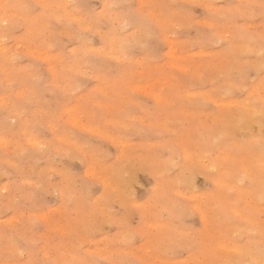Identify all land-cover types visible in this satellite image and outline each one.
<instances>
[{"label":"rangeland","instance_id":"rangeland-1","mask_svg":"<svg viewBox=\"0 0 264 264\" xmlns=\"http://www.w3.org/2000/svg\"><path fill=\"white\" fill-rule=\"evenodd\" d=\"M0 1L2 2V0H0ZM44 1H42L43 4L49 5L47 12H49L50 15L54 16L55 14L58 13L59 15L65 17L66 20H68V18L69 19H75L74 17H78L77 14L80 12H81L80 14H83V15L95 14L97 16H102L105 14V11H106L105 5L108 4L111 7H110V9L107 10V16L104 19L103 24L98 28V30L96 29L97 30L96 34H89L85 38H80L77 35H76V38H74L75 33L73 34V31H71L72 36L68 35V34L66 35L65 34L66 32L71 34V32H69L70 30L66 28L67 25L65 27V24L58 23L55 19L52 20V23L54 26L53 30L52 31H45L44 30L45 24H43L44 22L42 20H41L42 21L41 22L38 18V19L31 21V23H33V24H31L30 28L25 30V28L17 27V28H15L9 32V34H8L9 38H7L6 41L2 40L0 42V45H1L0 49L2 47L4 48V46L6 48V49L4 48V51L0 50V66L2 65L3 68L6 67V68H4L5 71L2 72L0 70V73H1L0 77L2 76L0 78V95L2 93H4L3 96H5V97H3L2 95L0 96V105H4V107H0V113H1L0 114V133H2L0 135V186H1L0 187V222H1L0 223V228H1L0 229V236L2 237V238L0 237V241H1L0 242V244H1L0 245V256L2 257V258L0 257V259H1L0 262H4L5 260H7L8 261L7 264H9V262H11V264H14V263H16V264L22 263L23 264V262H26L29 259H33V258L36 259L37 257H38V259H44L46 256H51L54 259L55 258L63 259L65 257L64 259L71 260L73 258V255H74V253H73L74 245L78 241L77 234H76V228H77V225L80 224L84 220L89 221L90 224L93 226L94 230L91 232L90 236H88L87 238L79 237V242L84 243L86 245L84 254L90 255V256L94 257L95 259L101 261V264H104V261H103L104 257H108L109 259H116V260H120L122 258V259L129 260V261L147 260L148 264H155V263L156 264H167V262H168V264H171L174 262H176L175 264H212L213 262H214V264H229V262H230V264L231 263L232 264H238L240 262V260H241V262L239 264H241L244 260L248 259L249 255H251V253H253L256 250V248L258 247V245L260 243L261 236H260V232H258V231H260L261 228H264V218H262V216H260L262 210H264V209H262L261 203L259 201L258 192L253 191V190H249V189H245V193H246L245 198H247V199L244 198V201L241 204L242 206L240 205L241 207L235 209V212L240 211L239 217H237L235 215V212H231L232 214L228 213V212H225V213H218L217 212L216 213L217 216L214 213L215 217L212 220L211 219V217H212L211 213L213 214V212H215L216 209H211V207L215 205L212 208H216V203L219 202L221 195H223L221 189L218 188L217 187L218 185H215V184H218V182L220 181V180L218 181L217 179H225L226 180V177L211 173L210 172V168H211L210 164L208 165L209 168L205 167L206 161L203 159L202 153L198 152V150L196 152L194 151V150H196V147L194 146L193 141L201 140L200 137L204 140L209 136L218 135L219 134L218 128L221 126V124L223 122H227L229 120H231L233 122V121H236L238 119V114H236L238 110H236V112H235L234 108L238 109V107L241 106V104L244 105L249 98V95H248L249 93L245 94V91H243L241 88V84L244 88H251L252 92L255 94L256 97L259 96L260 80L257 78L258 73L256 71H254V73L252 71L251 73H249V75H245V78L243 77V80H241V84L237 85V84H235V81H233V79H229L227 75L222 74L220 71H218V69L224 65L228 66L230 63L234 66L238 65V67H239V65L241 66V64H243V61L246 62L247 60H248L249 64H253V65L258 64V62L260 60V55H259L260 46L258 43V34H259L258 31H260L261 25H264V17H261V15L259 14L258 11L256 12V14L254 16H239V15H237L234 17H230L229 22L222 26L224 29L231 30L235 33V37H236V43L235 44L237 45L236 49L240 50L241 51V52L239 51L240 53L246 52V54L245 53L243 54V57L245 59L243 58V60H241L240 62L239 61H233L232 58H230V56H226L225 54H222L223 52H222V48L220 45L218 46L217 44H214L215 45L214 46L213 44H207L204 42L203 29H205V27H206L205 17L209 14L210 11H216V10L228 11L230 9H234V7L236 5H242V4L243 5H253V4H255L256 6H258L259 0L257 2H256V0H243V1L242 0H227V1H225V0L224 1L223 0H209V1H206V0H185V1L184 0H182V1L181 0H179V1L178 0H170L171 2L169 0H164V1L163 0H119V1L118 0H59V1L58 0H47V1L44 0ZM55 1H58L59 4ZM142 1H143V3H142ZM158 1H159V3H158ZM200 1H201V3H200ZM39 2H40V0H39ZM39 2H38V0H17V1L16 0H3L2 3H4V4L5 3L6 4L7 3L8 4H17V5H20V4H40V3L42 4V2H40V3ZM177 2L178 3L182 2L183 4L181 3L182 4L181 5V4H178ZM191 2H193L195 5L192 4ZM229 2H231V3H229ZM188 3L192 4V5L189 7ZM209 3H211L213 6H215V4H216V7L215 8L213 6L211 7L210 6L211 4H209ZM220 3H224V4L219 5ZM225 3H227V5ZM60 4H61V6H60ZM152 4H153V6H152ZM203 4H205V7H199L198 6V5H203ZM73 5H78L79 8L77 9V8L73 7ZM102 5H104V7ZM135 5H137V6H135ZM183 5H185L186 7ZM61 7L68 8V9H63V13H65V14H62V11H61L62 8ZM151 7H153V8H151ZM70 8H72V10ZM14 10L13 9L6 10V11H8V13L5 15L6 20H9L10 22L13 20H19L21 18V15H24L20 9L17 10V8H16ZM52 10H53V14H52V12L50 13V11H52ZM257 10H258V7H257ZM16 11H20V12H18L20 15ZM159 11L162 13H160ZM1 12L2 11L0 10V15H1ZM176 12L177 13L180 12L182 14V16H181V14H179L180 15L179 16ZM9 13L10 14L12 13L11 15H13V16L11 17V15H9ZM71 13H72V15H71ZM73 13H75V14H73ZM183 13H184V15H183ZM205 13H207V15ZM66 14H67V17H66ZM162 14H164V15H162ZM175 14L178 16L176 17ZM73 15H75V16H73ZM156 15H158V16L156 17ZM129 16H132L135 18L134 26L121 27L123 19L128 18ZM168 16H170L171 19ZM172 16H173V18H172ZM174 16H175V18H174ZM180 17H181V19H180ZM193 17L195 18L196 21L193 19ZM25 18L29 19L27 17H25ZM159 18H161V19L158 21L157 19H159ZM167 18H169L171 23L168 22L169 20ZM153 19H155V20H153ZM164 19L167 23L163 22ZM36 20H38V21H36ZM203 20H204V22H203ZM245 20H247V23L250 22V24L248 25L247 23H245ZM112 21H116V22L113 23ZM179 21H181L180 22L181 24H179ZM230 21L234 24H232ZM239 21H242L245 25H242V22H239ZM161 22L163 24L160 25ZM182 22L186 26L184 24H182ZM41 23L44 25V27H42L43 25ZM150 23H151V26H150ZM253 23L254 24L256 23V24L254 25ZM188 24H189V26H188ZM152 25H154V26H152ZM172 25L173 26L176 25V26H174L171 29ZM229 25H231V26H229ZM0 27H2V28H0L1 29L0 32L2 31L1 32V35H2L3 31H4V25H3L2 21H0ZM226 27H228L229 29ZM167 28H168V30H170L169 32H168ZM135 29H137V30H135ZM148 29L151 30L152 32L149 33ZM174 29H175V33L173 34ZM177 29H178V31L176 32ZM133 30H135V31H133ZM13 31H14V33H13ZM28 31H29V33H28ZM63 31H65V33ZM159 31L161 34H159ZM19 33H20V35H19ZM176 33H177L178 37L176 36ZM53 34H54V36H52ZM165 34H167L168 36ZM253 34L255 36H253ZM48 35H49V39H48ZM156 35H157V37L160 36V39H158V38L155 39ZM170 35H171V37H170L171 39L169 38ZM57 36H59V37L57 38ZM102 36L106 37V39H102L101 38ZM152 36H154V37H152ZM62 37L64 40H60V39H62ZM65 37H67V40ZM248 37L251 40L247 39ZM38 38L40 39L39 41H37ZM152 38H154V39L150 42V40ZM172 38L173 39L176 38L175 40H177V41L172 40ZM177 38H179V39H177ZM72 39H75L73 41L74 42L76 41L75 42L76 44L72 43ZM111 39H114V46H115L116 51H118L116 53V55L114 53L113 54L109 53V51H108V49H109L108 43H109V41H112ZM48 40L51 41V45H50L51 49H56L58 51L55 50V53H54V50L50 49L49 45L47 44V43H49ZM163 40H164V42H163ZM18 41L21 43L20 45H19ZM45 41H47V42L44 43ZM145 41H146V45L144 46ZM194 41H195V43H194ZM250 41H252V42H250ZM2 42L4 44H2ZM7 42H8V44H7ZM12 42H13V44H12ZM15 42H17L18 44ZM70 42H71V44H70ZM191 42H193V43H191ZM67 43H68V45H67ZM80 43H82L83 46ZM238 43H241V46ZM45 44H47V45H45ZM84 44H85V46H84ZM172 44L174 45V47L176 49V54L178 55V56L177 55L176 56L178 57V59L177 58L174 59L168 55L169 47H170V45L172 46ZM175 44H176V46H175ZM192 44L194 47L193 46L189 47ZM247 44H248V46H246ZM253 44H255V45H253ZM75 45H76V47H75ZM79 45H81L82 47ZM181 45L183 46V49H182ZM209 45H210V47H209ZM236 45H235V47H236ZM26 46L29 48H26ZM38 46H39V49H41L40 51L38 49ZM44 46H46V48L48 46V50ZM199 46H204V47H199ZM213 46H214V48H213ZM249 46L250 47L252 46V47L249 48ZM42 47H44V48H42ZM73 47L75 50H73ZM153 47H154V49H153ZM76 48H77V50H76ZM81 48H83V49H81ZM188 48H190V50H188ZM240 48L242 50L244 49L245 51H242ZM43 49H46L47 52L50 53L51 56H53L55 54L52 57V60H55L56 59L55 57H57V59L59 61L58 62L52 61L51 56L48 59H45V58L43 59V57L41 55H39L40 52H46L45 50L43 51ZM68 49H69V51H68ZM197 49L198 50L202 49L203 51L199 50L200 51L199 52V51H197ZM207 49L208 50L211 49L212 52H211V50L208 51ZM215 49H216V53H215ZM249 49H250V51H249ZM257 49H258V51H257ZM13 50H15L17 52L14 53ZM71 50H73V51L70 52ZM94 50H96L97 52ZM103 50H104V52L102 53ZM137 50H139V51H137ZM191 50H193V51H191ZM195 51L199 54H196ZM247 51L249 54L247 53ZM1 52H3V53L10 52V55H8V53H7L8 59L10 58V56L12 57L13 54H15L17 59L14 62L11 59L8 60L7 56H3L4 54L2 55ZM11 52H12V54H11ZM57 52L60 53V56L58 55ZM107 52L109 53V55H105V54H108ZM178 52H180V53H178ZM208 52H211V53H208ZM73 53H74V56H73ZM191 54L193 57L190 56ZM251 54H253V55H251ZM35 55H36V58H38V59L35 58ZM135 55L137 56V58H135L136 57ZM179 55H181V56H179ZM222 55H224V57ZM58 56L60 57V59ZM150 56L152 57V59H150L151 58ZM154 56L156 59L154 58ZM182 56H186V57H183L186 60L183 59ZM196 56H197V58H194ZM2 57H5V58L2 59ZM113 57H115V59H113ZM166 57L168 58V60ZM220 57H222V58H220ZM247 57H249V58H247ZM77 58H78V61H76ZM153 58H154V60H153ZM187 58H188V60H187ZM228 58L230 60L229 61L230 63L226 62ZM5 59H6V61H5ZM44 60H46V63ZM68 60L71 62H69ZM163 60H164V62H163ZM216 60H218V61H216ZM24 61H26V62H24ZM51 61L53 62V64H52L53 68H55V71L53 70L52 72H51L49 66L47 65L48 62L51 64L52 63ZM61 61H63V62H61ZM222 61H224V63ZM154 62H156V63L159 62V63L156 65V63L153 64ZM220 62H222V63H220ZM248 62H246V64H243V65H247ZM4 63H5V65H4ZM73 63H75V64H73ZM168 63H172V65L168 64ZM185 63L188 66H186ZM209 63H211V64H209ZM42 64H44V65H42ZM66 64H68L69 67H68V65L66 66ZM70 64H71V66H70ZM72 64H73V67H72ZM76 64L80 65L81 67L76 66ZM82 64H83V66L84 65L85 66L83 67ZM173 64L175 66L174 68L171 67V66H173ZM6 65H8V66H6ZM19 65H20V67H19ZM154 65L157 67H155ZM158 65H160L161 68L158 67ZM198 65L200 66L199 68H197ZM74 66H76V67H74ZM141 66L144 68H141ZM179 66L181 67V69H179L180 68ZM18 67H19V70H17ZM25 67H27V68H25ZM70 67H72L73 69H71ZM238 67L235 66L236 69L240 68V67L239 68ZM79 68H81V69H79ZM162 68H163V70H162ZM169 68H171V69L169 70ZM202 68H204V70ZM83 69H84V71H83ZM88 69L91 71H89ZM193 69H195V70H193ZM29 70H33V72L31 71L32 74H31V72H29ZM80 70H81V74L78 73V72H80ZM159 70H162V72H164V73L158 72ZM166 70H167V72H166ZM192 70L196 74L194 72H192ZM86 71L87 72L89 71L88 75H87ZM23 72H24V74H23ZM25 72H27V73H25ZM50 72L52 73V75ZM37 73L42 77V82H34L31 80V75H34ZM220 73H221V75H224V76L219 75ZM41 74H43V75H41ZM178 74H180L181 77ZM206 74H208V75H206ZM184 75L187 77L185 78ZM174 76H175V78H174ZM246 76L251 77V80L247 77L249 79L248 80L246 78ZM144 77H145V79H143ZM84 78L86 79V81ZM210 78H211V80H210ZM5 79H6V81H5ZM9 79H11L12 81H10ZM174 79H176V80H174ZM51 80H53V81L55 80V81L53 82ZM56 80H58L59 83L56 82ZM91 80H93V81H91ZM129 80H130V82L128 83ZM149 80L153 81L154 91L159 92L161 94V96H162L161 100L154 98V96H155L154 93L152 94V92H147L146 90L144 91L143 88L139 87L141 85H144L145 82H147ZM179 80H181V81H179ZM225 80H227V81H225ZM254 80L256 82H258V84ZM15 81L25 82V87L23 88L24 90L17 88L16 84L14 83ZM250 81H251V83H250ZM60 82L62 85L64 83L63 87H61ZM225 82H226V84H225ZM73 83H74V85H73ZM99 83L102 86L98 85ZM132 83H134V84L136 83V84L135 85L133 84L134 85L133 86ZM77 84H79L80 88L77 87ZM232 84H233V86H232ZM80 85H82V86H80ZM130 86H132V88L133 87L134 88L132 89ZM136 86H138V87L135 88ZM201 86H202V88H201ZM76 87H77V90L80 92H78L76 90ZM90 87H93V88H90ZM97 87H101V90ZM194 87H198V88L193 89ZM226 87L227 88L229 87L231 89V91L229 93H228V91L226 93H225V91L224 92L222 91V90H228L229 89V88L227 89ZM73 88H75V89H73ZM104 88H108L107 90H105L106 92L104 91ZM140 88L143 90V93H145V92L146 93L142 94V90ZM13 89H15L14 93L12 91ZM217 89H219V90H217ZM63 90H67V91L69 90L68 91L69 93L66 91H63ZM71 90H73V91H71ZM122 90H123V92H122ZM193 90H195V91H193ZM207 90H208V92H207ZM44 91H46L45 94L47 93L46 96L44 95ZM221 91H222V93H221ZM20 92H21V94L24 93L26 95L31 96L32 100H33V102L31 104L27 105V111L24 112L23 115L18 114V112H14L15 110L16 111H18V110L15 107H13L17 101V97L20 95ZM134 92H136V93H134ZM202 92H203V94H202ZM147 94H148V96H146ZM198 94L199 95L201 94V96H199L200 99L203 98V99H209V100H214V101L216 100V101H215V103H209V104L205 105L201 102L202 100L201 101L198 100L199 99ZM35 95H36V97H35ZM38 95H40L41 97ZM55 95H57V96H55ZM144 95H145V97H144ZM205 95H206V97H205ZM209 95H210V97H209ZM221 95H223V96H221ZM226 95H227V97H226ZM230 95H231L233 100L230 99L231 97H228ZM37 96H38V98H37ZM214 96H215V98H214ZM1 97H2V100L4 99L3 101L1 100ZM42 97L44 99L47 98L48 101H47V99L44 100ZM224 97L226 99H224ZM5 98H6V100H5ZM218 98H220L221 101H219L220 99L218 100ZM235 98H238V99H235ZM239 98H240V100H239ZM245 98L247 100H243ZM222 99L226 100V101L222 102ZM229 99H230V102H229ZM77 100H79V101H77ZM231 100H232L233 104L231 103ZM66 101H68V102H66ZM122 101H124L125 103L124 102L122 103ZM239 101L240 102L242 101V103H240ZM71 102L75 103V104H72ZM113 102H114V104H113ZM99 103H100V105H99ZM111 103L113 106L111 105ZM183 103H185V104H183ZM200 103H202V104L200 105ZM33 105H35V106H33ZM220 105L224 109L223 111H221L222 108L219 107ZM232 105H233V107H232ZM70 106H72L73 108ZM68 107H70V108H68ZM113 107L114 108L116 107V109H114ZM203 107H205V108H203ZM5 108H7V110H5ZM228 108L229 109L233 108L232 110L231 109L229 110L231 113L235 112V113H233L234 115H232V117L230 116L231 113L227 114ZM199 109H201V110H199ZM72 110H73V113L76 111L74 113V117H73ZM202 110H203V112H202ZM60 111H62V112H60ZM64 112H66V113H64ZM130 113L133 116H131ZM135 113H136V115H134ZM7 114H9V115H7ZM112 114H114V115H112ZM213 114H216V115L222 114L224 116L220 117V115H218L217 117L221 118V119L218 118L219 119L218 120V119H215L216 115L214 116ZM81 115L83 117H81ZM205 115H206V117H205ZM208 115L210 117L207 119ZM13 116H14V118H13ZM21 116H23L24 119ZM62 117H64V118H62ZM199 117L201 118V120ZM211 117H214V118L211 119ZM8 118H10V119H8ZM11 118H12V120H11ZM124 118H125V120H124ZM139 118L143 119L142 121H144V122H141V120H139ZM118 119H120V122ZM222 119L225 121L222 122ZM63 120L64 121L66 120V121L64 122ZM188 120H189V123H188ZM216 120L219 121V124ZM13 121H15V122H13ZM50 121L52 124L50 123ZM68 121H69V123H68ZM73 121H76L74 126H73V123H74ZM197 121H198V123H197ZM54 122H55V125L53 126ZM80 122L81 123L84 122V123L81 124ZM183 122H184V124H183ZM251 122H252V120H248V124L246 123V125H245L246 129L244 130V132L243 131H237V134L235 135L236 137H234V140L237 138V140H235L236 142H239L240 140H242L246 136L247 137L250 136L251 135L250 133L255 134V136L257 138L259 137V134L261 132V128L259 126V121L256 120V122L255 121H253L252 123ZM46 123H48V124L46 125ZM49 123H50V125H49ZM65 123H67V126L69 124V127H66ZM88 124H90L89 127L91 129H88L89 128ZM103 124H104V126H103ZM250 124L252 126H249ZM255 124H256V127H255ZM161 125H163V126L168 125V126L162 127ZM213 125L216 126V128ZM49 126H50V128H49ZM76 126H80V127H76ZM92 126H94V127L97 126V127H95L93 129ZM201 126H202V128H199ZM247 126H249V127H247ZM63 127H66V128L63 129ZM74 127L78 128V129H76ZM85 127H87V128L85 129ZM131 127H133V128H131ZM252 127H254V129ZM83 128H84V130H83ZM96 128H98V131ZM8 129H9V131H8ZM209 129H210V131H206ZM214 129H215V131H214ZM249 129H250V131H248ZM34 130L38 133V135L35 137L32 136ZM55 130H56V132H55ZM92 130L94 132L96 130V132L93 133ZM259 130H260V132H259ZM84 131L86 133H84ZM99 131L102 133L104 132V133L100 134ZM131 131H133V132H131ZM194 131H195V133L197 131V134H195ZM106 132H107V135H109L108 133H111V132L112 133L109 136H107ZM127 132H129V133H127ZM211 132H212V135H211ZM215 132H217V133H215ZM49 133L50 134L53 133L54 135L51 134L52 135L51 136ZM88 133H90V134L92 133V134L90 135ZM243 133H244V135H243ZM257 133H259V134H257ZM73 134L74 135L76 134V136H74ZM122 134H124L123 135L124 137L122 136ZM178 134H179V136H178ZM187 134H190V135H187ZM22 135H24V136H22ZM102 135H105V136H102ZM127 135L130 137H128ZM184 135H186V136L183 137ZM199 135H201V136H199ZM55 136L59 137L60 139L58 138L59 139L58 140L57 138H55ZM68 136H71V138H68ZM112 136H115V137H112ZM116 136L120 137V138L117 139ZM125 136H126V138H125ZM193 136H194V139H193ZM106 137H108V138H106ZM188 137L190 140L188 139ZM238 137H241V138H238ZM63 138H65V139L63 140ZM74 138L76 140L78 139V141L81 138V140L79 142L78 141L75 142ZM123 138H125V139H123ZM151 138L152 139L154 138V139L152 140ZM4 139H5V143H4ZM30 139L38 141L39 143H43L46 146L45 150L43 152L33 151V152L25 153L23 156L18 155L20 148L29 146L28 143H29ZM70 139H72L71 143H70ZM113 139L116 141H114ZM149 139L152 142H150ZM85 140H87V141H85ZM62 141H65V142H62ZM110 141L116 142V143H114L116 146L115 145L113 146V142L110 143ZM49 143L52 145V147ZM52 143H54V144H52ZM55 143H60L61 146H63V147L65 146V148H62L60 146V144L57 145ZM66 143H67V145H66ZM95 143H97V144H95ZM117 143H119V145ZM73 144H74V146H73ZM84 144H86V145H84ZM129 144H131V145H129ZM188 144H191V146ZM82 145H84V146H82ZM99 145L101 148H99ZM59 146H60V148H59ZM128 146H130V147H128ZM189 146L191 147V150H189L190 149ZM77 147H80L79 151L77 150L78 149ZM84 147H87V148L85 149ZM185 147H186V150L191 152L190 153L191 157L193 156L194 158L190 159V158L186 157L185 152L183 153V151H186ZM70 148L75 149L76 155H74V150H72L73 153L71 152ZM128 148H130L131 150H129ZM101 149H104V150H101ZM105 149H106V151H105ZM117 149H119V150H117ZM125 149L127 151L124 152L123 150H125ZM182 149H183V151H182ZM52 150H54L57 153V155L59 157L60 156L61 157L59 158L58 156H53ZM67 150H68V153L71 152V154H67ZM224 150H225V148L224 149L220 148L219 149L220 153L219 152L218 153L221 154L224 152ZM5 151H7V152H5ZM60 151L61 152L65 151L66 153L62 152V154H61ZM86 151L88 152V156H86L87 155ZM128 151L131 152V153L129 152L131 155L128 153ZM136 151H137V153H136ZM147 151H148V153H147ZM47 152H49V153H47ZM102 152H104V153H102ZM116 152H119V153H116ZM121 152H123V154L125 153L126 155L123 156V154H121ZM138 152H140V153L138 154ZM145 152L147 153V155L145 154ZM151 152L154 154H152ZM159 152L161 153L160 155H159ZM50 153H51V155H50ZM56 153H53V154L56 155ZM77 154H78V156H77ZM127 154L129 156H127ZM134 154H136L138 156H136ZM148 154H149V156H148ZM62 155L64 156V158ZM66 155L70 156L69 159L71 161L68 159V156H66ZM46 156H48V157H46ZM76 156L79 158H77ZM197 156L198 157L201 156L200 159L196 158ZM36 157H37V159H36ZM51 157L54 158L52 162H51V159H52ZM72 157H74V158H72ZM108 157H110V158H108ZM129 157H131V158L129 159ZM175 157H177V158H175ZM47 158H49V159L46 160ZM75 158H77V159H75ZM96 158H98V159H96ZM103 158H106V159H103ZM111 158L112 159L114 158V159L112 160ZM124 158H125V162H123ZM31 159H34V161ZM78 159H80L79 160L80 162L82 160V163H80L82 166L80 164H78L79 161H76ZM86 159H88V160H86ZM101 159L104 160L105 163H104V161L102 162ZM110 159H111V161H110ZM119 159H122L123 161L122 160L118 161ZM143 159H144V161H143ZM192 159H193V161H192ZM197 159H199L202 163L199 162V160H197ZM60 160L63 161V163ZM89 160H91V161H89ZM130 160H131V162H129ZM17 161H20V166L22 168L26 169V174H27V176L29 175L28 178L30 179L29 184L35 185L36 183H39L41 185V188L35 190L36 191V197H35V200L33 202H28V201H25L24 199L21 198L18 205H13L12 197H15L17 195L16 189L19 187V185L24 186V187L28 186V185H24L23 179L22 178L20 179V175L16 172V169L10 167L11 164L16 163ZM37 161L39 162V164ZM107 161H108V163H111V164H109V165L106 164ZM184 161H185V164H184ZM197 161H198V164H200L199 166L197 164ZM28 162H29V164H28ZM35 162H36V164H35ZM65 162L67 164H65ZM88 162H90V163H88ZM96 162H98V163H96ZM117 162H119V163H117ZM140 162H143V163L141 164ZM30 163H32V164H30ZM54 163H56V164H54ZM83 163L85 166L83 165ZM112 163H113V165H112ZM114 163L119 164L120 166L119 165L115 166ZM129 163H131V164H129ZM138 163L141 165H139ZM153 163L155 164V166L153 165ZM170 163H171V165H170ZM75 164H78L77 167ZM101 164H102L101 169L104 168L103 171L99 168V166H101ZM122 164L124 166L125 165L126 166L124 167ZM168 164L171 167H168L169 166ZM188 164L193 166V167L188 166ZM55 165L57 167H55ZM134 165H135V167H134ZM145 165H146V167H148L147 168L148 170L145 168ZM150 166H153L154 168L153 167L151 168ZM159 166H160L161 170L159 169ZM180 166L181 167L184 166L183 169L184 168L185 169L183 170L182 168H180ZM196 166L199 169H197ZM90 167H92V168H90ZM118 167L119 168L121 167L120 171H118L119 170ZM68 168H70V169H68ZM71 168L73 170V173H71ZM94 168H97V169L93 170ZM150 168L152 171L150 170ZM42 169H43V172L41 173ZM64 169H66V171ZM108 169H111L112 171L114 169V172L110 171L111 173H113L111 175V176H113V178L110 176V172L108 171ZM126 169H128V172H130L132 170L131 173L127 174V172H125ZM145 169H146V171H145ZM47 170H50L49 171L50 173H48ZM56 170H57V172H56ZM59 170H60V172H59ZM82 170L84 172H82ZM97 170H98V172L102 173V175L98 174V172H96ZM180 170H182V171L180 172V174L177 175V172L179 173ZM5 171H7L8 174L5 175ZM107 171L109 174L106 173ZM121 171H122V174L118 173ZM140 171H141V173H139ZM153 171H154L156 176L154 175ZM156 171L159 173L157 174ZM36 172H37V174H36ZM58 172L60 173V176L58 175ZM65 172L67 174L63 175L62 173H65ZM68 172L72 176L68 175L69 174ZM86 172H87V174H85ZM136 172H137V174H135ZM10 173L12 176L10 175ZM38 173H39V175H38ZM44 173L48 174L49 176L44 175ZM56 173H57V175H56ZM114 173H116L117 176ZM138 173H139V175H138ZM182 173H184V174H182ZM188 173H190V174L192 173L193 175L192 174L189 175ZM77 174H78V176H77ZM88 174H89V176H88ZM61 175H62V177H61ZM107 175H108V177H106ZM39 176H40V179H39ZM47 176H48V179H46ZM91 176H92V178H91ZM123 176H125V177H123ZM213 176H214V178H213ZM33 177H35V178H33ZM41 177H42V179H41ZM55 177L59 178V179H55ZM78 177L80 180L78 179ZM118 177H120V178H118ZM52 178H54V179L52 180ZM60 178L62 180L64 179V181H62ZM81 178H83V179H81ZM87 178H89V179H87ZM123 178L126 180H128L130 178L129 180L130 181L132 180L131 181L132 183L130 181L126 182V180L124 182ZM31 179H33V180H31ZM71 179H73V180H71ZM103 179L104 180L106 179V181L104 182ZM110 179L111 180L114 179L113 183L110 181ZM117 179L119 181H115ZM120 179H121V182H120ZM84 180H85V182H82ZM137 180H140L141 182L137 181ZM4 181L7 183H3ZM72 181H75V182H72ZM93 181H94V184L92 183ZM97 181H100V182L98 183ZM49 182L52 184L50 185ZM102 182L106 183V184H103ZM115 182H117V183L119 182L120 184L117 185L116 191L115 190L112 191V188H111L112 186H109V185H113ZM80 183H81L82 187H81ZM126 183H128V184H126ZM16 184L18 185V187L16 186ZM89 184H90V188H89ZM134 184H135V186H134ZM140 184H141V186H140ZM147 184H148V186H147ZM161 184H162V186H161ZM115 185L116 184H114L113 187H115ZM143 185H144V187H143ZM194 185H196V186H194ZM58 186H59V188L57 189ZM61 186L63 187V190H62ZM77 186H79V187H77ZM83 186H84V188H83ZM99 186H101V188L102 187L105 188L104 194H103L104 189L103 188L101 189ZM107 186H109V188H111L110 189L111 192L110 191L107 192V190L109 189ZM122 186H125L126 188H124V187L122 188ZM158 186H161V187H158ZM154 187H155V189H154ZM191 187L192 188L194 187L193 190ZM208 187H209V189L207 190ZM214 187H217V188L215 189ZM4 188H8L11 191L12 197H8L7 199H5L7 194L5 193ZM52 188H53V190H52ZM75 188H76V190H75ZM78 188H79V190L77 191ZM80 188L85 190L84 191L85 193L82 192L83 190H80ZM203 188L206 189V190L204 189L205 192H203ZM113 189H115V188H113ZM123 189H124V191L125 190L126 191L124 192ZM157 189H158V192H157ZM175 189H177V191ZM99 190H100V192H99ZM127 190H129V191H127ZM180 190H182V191H180ZM2 191H4V192H2ZM65 191L67 194L65 193ZM119 191L124 192V193L122 192L123 194L120 192V194H122L123 196H120V194L118 193ZM186 191H189V192H186ZM116 192H117V196H118L117 198H116V196L114 197V195H116L115 194ZM130 192H131V195H130ZM199 192H200L201 196L198 195ZM125 193H127V194H125ZM177 193L181 194V195H178ZM184 193H186V194H184ZM79 194H83V195H79ZM84 194H86L87 197L86 196L84 197ZM105 194L107 196H105ZM109 194H110V196H109ZM128 194L130 196H134L133 198L137 202L131 200L132 197H128L129 196ZM164 194H165V196H164ZM196 194L198 195L199 198L200 197H202V198H200V199L197 198ZM97 195L99 197L101 196L102 199L98 198ZM168 195H169V197H168ZM20 196L22 197L23 194L21 193ZM80 196H82V197H80ZM145 196H146V198H145ZM183 196L185 197V199ZM83 197H84V199H83ZM119 197L121 199H122V197L124 198L121 201H124L125 199L127 200V198L129 200H128V202L125 200L126 202L124 201L121 203V201H119L120 200ZM148 197H150V198H148ZM96 198L98 199V201ZM90 199L91 200L93 199V200L90 201ZM105 199H108V200L106 201ZM233 199H235V197H233ZM83 200L87 201V203L84 202ZM154 200H156L157 202H155ZM164 200H166V201L164 202ZM167 200H168V202H167ZM67 201H69V202H67ZM247 201H249V202H247ZM101 202H103V203L107 202V205L102 204ZM133 202H135V203H133ZM223 202H224L226 207L229 205V203H228L229 201L227 199H224ZM250 202H252L253 204H251ZM93 203H95V204H93ZM82 204L83 205L85 204V205L82 206ZM129 204H131V205H129ZM255 204H257V205H255ZM57 205H60V206H57ZM76 205H78V206L76 207ZM89 205H90V207H92L91 211L89 210L90 209V207H88ZM102 205H103V208L100 207ZM193 205H194V207H193ZM243 205H245V207H243ZM86 206L88 207L87 209H86ZM98 206H99V209H98ZM153 206H155V207H153ZM195 206H197L198 208ZM248 206H250V207L248 208ZM66 207L68 208L67 210H66ZM72 207H73V209H72ZM80 207L81 208L85 207V208H83V211H82V209ZM74 208H75V210L77 209V211H75ZM143 208H145V210ZM160 208H162V209L160 210ZM187 208H188V210H187ZM202 208H204V209H202ZM250 208H252L251 211H250ZM10 209L14 212H11ZM62 209H64V210H62ZM141 209L143 210L142 212L139 211ZM244 209H245V211H244ZM23 210H25V211H23ZM68 210H69V212H68ZM88 210H89L91 215H87V214H89ZM146 210H147V212H146ZM200 210H203V211H200ZM254 210H256V212L259 215L256 213L257 214V216H256V214L254 213L255 212ZM20 211H21V214H19ZM26 211H27V213H25ZM42 211L45 213H42ZM86 211L88 213H86ZM153 212L155 213V216L152 215ZM157 212L159 215L157 214ZM176 212H177V214H176ZM186 212L188 214H186ZM8 213H9V215H8ZM23 213L26 214V216ZM144 213H146V214H144ZM178 213H179V215H178ZM201 213H204L205 216L207 215V217H205V220H203ZM108 214H110V215L108 216ZM40 215L41 216L43 215L44 217L42 216L43 217L42 218ZM46 215H47V217H46L47 220L45 219ZM49 215H50V217H49ZM76 215H78L79 217L78 216L76 217ZM111 215H115V216H113V218H112V217H110ZM156 215H158L159 217ZM175 215H178L177 218L175 217ZM243 215L246 217H244ZM252 215H254V216H252ZM13 216H15L16 218L18 217V220L13 219ZM23 216H25V217H23ZM94 216L96 217L95 219H94ZM53 217H54V219H53ZM147 217H149V218H147ZM25 218H26V220H25ZM77 218L79 219V221H77ZM121 218H123L124 221ZM152 218H154L153 222H151ZM218 218L221 220H219ZM65 219H67V220H65ZM233 219H235V220L233 221ZM33 220H39L42 222L40 224L37 232H32L31 229H29V227H31V222ZM64 220L67 222H65ZM144 220H146V221H144ZM164 220L165 221L167 220L166 221L167 223H165ZM155 221H157V222H155ZM171 221H172V223L169 225V223ZM226 221H228V222H226ZM159 222H163V223L160 224ZM208 222L210 224H208ZM66 223H67V225H66ZM58 224H60L61 226L60 225L58 226ZM64 224H65V226H64ZM121 224H123V225L125 224V225L120 226ZM225 224L226 225L228 224L227 228H226ZM5 225H6V227H5ZM52 225H53V227H52ZM161 225H162V229H161ZM174 225H176L177 227ZM26 226L28 227V229ZM56 226H58V227H56ZM74 226H75V229H74ZM119 226H120V229H119ZM146 226H148V227H146ZM159 226H160V228H159ZM219 226H220V228H219ZM242 226H245V227L243 228ZM7 227H8V229H7ZM22 227H24L25 230ZM61 227H63V228L61 229ZM208 227H209V230H207ZM239 227L242 228V230L245 229L246 233L243 232L245 230L240 231ZM57 228H58V230H57ZM205 228H207V229H205ZM237 228H239V229H237ZM5 229L7 231H4ZM10 229H12V230H10ZM121 229L123 231H121ZM128 229L130 231H128ZM171 229H172V231H171ZM187 229H189V230H187ZM201 229H202V231H201ZM203 229H205V230H203ZM251 229H253L252 232H251ZM63 230H64V232H63ZM140 230H142V231H140ZM177 230L179 231L178 233H177ZM12 231L14 232V236L11 234V233H13ZM26 231L29 232V234L26 233ZM43 231H45V232H43ZM60 231H61V233H60ZM186 231H188V232H186ZM249 231H250V234H249ZM62 232H63V234H62ZM116 232H118L117 235H116ZM174 232H175V234H174ZM211 232H213V233H211ZM20 233H22V234H20ZM167 233H168V235H166ZM202 233H203V235H202ZM253 233L254 234L256 233V234L254 235ZM3 234L5 235L4 237H3ZM8 234H10V235H8ZM39 234H41L42 236H39ZM47 234H48V236H47ZM122 234H124L125 237L127 236L128 239L125 240V237L122 236ZM190 234H192L193 236H196V239L192 238V235H190ZM21 235H23V236L29 235L30 237L27 236L28 239L30 238V239H35V240L39 241L38 245H32L30 243L24 244L23 248L20 249V250L25 251L24 256L14 254V252H13V248H14V245L16 243L23 244V242L20 241V237H19ZM56 235H58L59 238ZM200 235H202V236H200ZM209 235L212 237H209ZM225 235L228 238H225L226 237ZM62 236H64V237H62ZM116 236H119V238L121 236L124 237V239L118 238L119 240H124V241H119ZM148 236H149V238H148ZM167 236H168V238H167ZM174 236H176V237H174ZM47 237L50 240H47ZM13 238L15 239V241L12 240ZM104 238H105V240H104ZM154 238H156L157 240H155ZM202 238L206 239V240L203 241ZM2 239L6 240V241H3ZM144 239L146 240V242L144 241ZM229 239H231V240L234 239V240L230 241ZM242 239H243V241H242ZM251 239L253 241H251ZM101 240H103L104 243ZM9 241L12 244H10ZM141 241H142V245H141ZM250 241H251V243H250ZM256 241H257V244H256ZM95 242H96V244H94ZM144 242H145V244H144ZM229 242H230V244H228ZM243 242H246V243H243ZM254 242H255V244H254ZM107 243H108V245H107ZM119 243H120V245H119ZM153 243H154V245H153ZM123 244H124V247H123ZM96 245H98V247ZM106 245L109 247H107ZM138 245L141 247L142 252L145 253L144 255L142 252H140L141 249ZM224 245H225V247H224ZM121 246L123 248H121ZM125 246H126V248H125ZM147 246H149L148 247L149 249L147 248ZM152 246H153V249H151ZM206 246L209 248L207 249ZM239 247H241V248L239 249ZM87 248L89 249L88 251L86 250ZM95 248L98 250H96ZM100 248H101V250H100ZM115 248H116V250H115ZM120 248H121V250H120ZM173 248H176L177 250L172 251L171 249H173ZM7 249H9V250H7ZM146 249H148V250H146ZM106 250H107V253H106ZM149 251L152 253H150ZM103 252H105V253H103ZM140 254H141V256H140ZM196 254H197V256H196ZM235 254H237V255H235ZM145 255H146V257H145ZM224 255H225V258H222V257H224ZM244 257H245V259H243ZM15 258H16V261H15ZM229 258H230V261H229ZM237 258L240 260H238ZM206 260H208V261H206ZM181 261H183V262H181ZM219 262H221V263H219ZM5 263H6V261H5ZM5 263H2V264H5Z\"/></svg>","mask_w":264,"mask_h":264},{"label":"snow or ice","instance_id":"snow-or-ice-1","mask_svg":"<svg viewBox=\"0 0 264 264\" xmlns=\"http://www.w3.org/2000/svg\"><path fill=\"white\" fill-rule=\"evenodd\" d=\"M199 7H205L204 5H198ZM4 10L19 8L24 15L21 16L19 20H3L4 25L3 34L0 35V40H6L10 31L17 27H22L25 29L30 28L31 21L39 18L45 24L46 31H52L54 26L52 20L55 19L58 23L66 24L70 31H73L80 38H85L89 34H96V29H98L104 22L107 16V10L110 9V5H105V14L102 16L83 15L78 13L79 18L68 19L59 15L58 13L50 15L47 12L49 5L46 4H4ZM75 8H79L78 5H73ZM259 10L261 17H264V0H259V5H236L234 9L228 11L216 10L210 11L205 17L206 27L203 29L204 32V42L207 44H217L220 45L222 51L226 56H231L233 61L243 60V54L238 53L235 47L236 37L235 33L231 30L224 29L222 26L229 22L230 17L234 16H254ZM25 17L29 19H25ZM194 19V17H193ZM115 23L116 21H112ZM247 23V20H245ZM135 18L129 16L123 19L121 27L134 26ZM102 39L106 37L102 36ZM258 43L260 46V60L258 64H247L242 65L239 69H236L234 65L221 66L218 71L222 74L228 76L229 79H233L235 84H241V80L245 75L256 71L258 73V79L260 80L259 96L256 97L250 88H244L241 85L243 91L249 93V98L244 105L238 107V119L233 122H224L219 128V134L215 136H209L204 140L193 141L198 152L202 153L203 159L206 161L205 167L211 165L210 172L213 174H218L225 179H221L218 183V188L221 189L223 195L216 203V211L218 213H231L235 212V209L239 208L243 203L245 198V189L253 190L258 192V198L261 203L262 209H264V25L258 34ZM49 47H51L49 45ZM250 51V49H249ZM5 55L7 53L5 52ZM17 59L15 55L11 57L14 62ZM115 59V57H113ZM31 80L34 82H42V77L37 73L31 76ZM17 88L23 89L25 84L23 81H15ZM79 87V85H77ZM15 91V89H13ZM228 92L231 89L227 90ZM33 102L32 97L26 94H21L17 97V101L14 107L18 110V114L23 115L27 111V105ZM202 103L207 105L209 103H215L214 100L203 99ZM4 107V105H0ZM7 110V108H5ZM258 119L261 132L257 138L255 134H251L248 137H244L239 142L234 140L237 131H244L245 125L248 120L256 121ZM15 122V121H13ZM250 131V129H249ZM38 133L34 130L33 136H37ZM222 146H226L222 154H218L219 149ZM45 145L39 143L38 141L29 140L28 147H22L18 152V155L23 156L25 153L45 150ZM10 167L15 168L16 172L23 179L24 185L27 187L19 186L17 188V195L12 197V193L8 188L4 191L8 197H12V203L18 205L20 199H24L28 202H33L36 197V189H40L41 185L39 183L35 185L29 184V178L26 174V169L20 166V161L11 164ZM5 174H8L5 171ZM23 194L21 197L20 194ZM235 197V199H233ZM224 199L229 201V205L226 207L224 204ZM247 211V210H246ZM194 214V213H193ZM237 217L240 216L239 212H235ZM203 216V214H202ZM262 218H264V210L261 212ZM41 224L39 220H33L31 222V231L36 232ZM93 226L89 221L84 220L77 225L76 234L78 241L74 245V255L71 260L52 258L51 256H46L44 259H29L23 264H101V261L95 259L90 255H85L84 243L79 242V237L87 238L93 231ZM192 235V234H190ZM261 240L256 248V250L251 253L249 258L242 262V264H264V228L260 229ZM192 238H196L192 236ZM128 237H125L127 240ZM21 243H16L13 248L14 254L24 256L25 251L20 250L23 248L24 244L38 245L39 241L35 239H28L26 236H20ZM176 251V248L171 249ZM104 264H148L147 260H136L129 261L125 259H109L108 257L103 258ZM2 264V262H0ZM11 264V262H9Z\"/></svg>","mask_w":264,"mask_h":264},{"label":"bare ground","instance_id":"bare-ground-1","mask_svg":"<svg viewBox=\"0 0 264 264\" xmlns=\"http://www.w3.org/2000/svg\"><path fill=\"white\" fill-rule=\"evenodd\" d=\"M16 1H17V0H16ZM42 1H44V0H42ZM42 1L40 0V2H42ZM46 1H47V0H46ZM58 1H59V0H58ZM58 1H55V2H57V3L59 4ZM118 1H119V0H118ZM163 1H164V0H163ZM169 1H170V0H169ZM178 1H179V0H178ZM181 1H182V0H181ZM184 1H185V0H184ZM206 1H209V0H206ZM223 1H224V0H223ZM225 1H227V0H225ZM242 1H243V0H242ZM257 1H258V0H256V2H257ZM2 2H3V0H2ZM2 2L0 1V10L2 11V12H1V15H0V16H1V17H0V21L6 20V19H5V18H6L5 15L8 13V11H6V10L3 9L2 6L4 5V3H2ZM18 2H19V1H18ZM26 2H27V1H26ZM38 2H39V0H38ZM40 2H39V3H40ZM44 2H45V1H44ZM55 2H54V3H55ZM61 2H62V1H61ZM64 2H65V1H64ZM73 2H74V1H73ZM148 2H149V1H148ZM170 2H171V1H170ZM221 2H222V1H221ZM138 3H139V2H138ZM142 3H143V1H142ZM158 3H159V1H158ZM158 3H157V4H158ZM177 3H178V2H177ZM177 3H176V4H177ZM181 3H182V2H181ZM181 3H178V4H181ZM191 3L194 4L193 2H191ZM200 3H201V1H200ZM205 3H206V2H205ZM229 3H231V2H229ZM229 3H228V4H229ZM5 4H6V3H5ZM7 4H8V3H7ZM40 4H41V3H40ZM42 4H43V2H42ZM58 4H57V5H58ZM67 4H68V3H67ZM67 4H66V5H67ZM182 4H183V3H182ZM182 4H181V5H182ZM184 4H185V3H184ZM188 4H189V3H188ZM192 4H189V7H190ZM206 4H207V3H206ZM209 4H211V3H209ZM222 4H224V3H220L219 5H222ZM225 4L227 5V3H225ZM138 5H139V4H138ZM144 5H145V4H144ZM169 5H170V4H169ZM186 5H187V4H186ZM194 5H195V4H194ZM203 5L205 6V4H203ZM229 5H230V4H229ZM229 5H228V6H229ZM253 5H255V4H253ZM60 6H61V4H60ZM63 6H64V5H63ZM102 6L104 7V5H102ZM135 6H137V5H135ZM152 6H153V4H152ZM157 6H158V5H157ZM171 6H172V5H171ZM173 6H174V5H173ZM183 6H185V5H183ZM187 6H188V5H187ZM207 6H208V5H207ZM207 6H206V7H207ZM210 6L212 7L213 5L211 4ZM159 7H160V6H159ZM180 7H181V6H180ZM185 7H186V6H185ZM213 7L215 8V7H216V4H215V6H213ZM50 8H51V7H50ZM61 8H62V10H61V9H60V10L62 11V14H65V13H63V9H68V8H65V7H64V8L61 7ZM101 8H102V7H101ZM151 8H153V7H151ZM209 8H210V7H209ZM214 8H213V9H214ZM226 8H227V7H226ZM18 9H19V8H17V10H18ZM70 9L72 10V8H70ZM99 9H100V8H99ZM99 9H98V10H99ZM160 9H161V8H160ZM172 9H173V8H172ZM181 9H182V8H181ZM213 9H212V10H213ZM227 9H228V8H227ZM13 10H14V9H13ZM96 10H97V9H96ZM155 10H156V9H155ZM155 10H154V11H155ZM191 10H192V9H191ZM208 10H209V9H208ZM14 11H15V10H14ZM55 11H56V10H55ZM61 11H60V12H61ZM64 11H65V10H64ZM77 11H78V10H77ZM148 11H149V10H148ZM154 11H153V12H154ZM176 11H177V10H176ZM179 11H180V10H179ZM203 11H204V10H203ZM257 11L259 12V10H257ZM257 11H256V12H257ZM11 12H12V11H11ZM16 12L18 13V12H20V11H16ZM51 12H52V14H53V10L50 11V13H51ZM65 12H66V11H65ZM71 12H72V11H71ZM78 12H79V11H78ZM159 12H160V11H159ZM159 12H158V13H159ZM180 12H181V11H180ZM180 12H179V13L176 12V13L179 15V14H181ZM48 13H49V12H48ZM80 13H81V12H80ZM80 13H79V14H80ZM146 13H147V12H146ZM150 13H151V12H150ZM154 13H155V12H154ZM160 13H162V12H160ZM195 13H196V12H195ZM199 13H200V12H199ZM202 13H203V12H202ZM11 14H12V13H11ZM11 14L9 13V15H11ZM14 14H15V13H14ZM18 14H19V13H18ZM54 14H55V13H54ZM67 14H68V13H67ZM67 14H66V17H67ZM73 14H75V13H73ZM151 14H152V13H151ZM205 14L207 15V13H205ZM257 14H258V13H257ZM19 15H20V14H19ZM19 15H18V16H19ZM68 15H69V14H68ZM71 15H72V13H71ZM77 15H78V14H77ZM149 15H150V14H149ZM149 15H148V16H149ZM154 15H155V14H154ZM158 15H159V14H158ZM158 15H156V17H157ZM162 15H164V14H162ZM175 15H176V14H175ZM178 15H176V17H177ZM183 15H184V13H183ZM185 15H186V14H185ZM206 15H205V16H206ZM7 16H8V15H7ZM12 16H13V15H11V17H12ZM18 16H17V17H18ZM21 16H22V15H21ZM73 16H75V15H73ZM152 16H153V15H152ZM166 16H167V15H166ZM179 16H180V15H179ZM181 16H182V14H181ZM200 16H201V15H200ZM168 17H170V16H168ZM183 17H184V16H183ZM74 18H78V17H74ZM172 18H173V16H172ZM174 18H175V16H174ZM185 18H186V17H185ZM257 18H258V17H257ZM25 19H26V18H25ZM37 19H38V18H37ZM68 19H69V18H68ZM160 19H161V18H159V19H157V20L159 21ZM167 19L169 20V18H167ZM170 19H171V17H170ZM180 19H181V17H180ZM39 20H40V19H39ZM119 20H120V19H119ZM153 20H155V19H153ZM182 20H183V19H182ZM184 20H185V19H184ZM194 20H195V18H194ZM236 20H237V19H236ZM238 20H239V19H238ZM258 20H259V19H258ZM258 20H257V21H258ZM260 20H261V19H260ZM36 21H38V20H36ZM36 21H35V22H36ZM40 21H41V20H40ZM117 21H118V20H117ZM185 21H186V20H185ZM195 21H196V20H195ZM41 22H42V21H41ZM153 22H154V21H153ZM155 22H156V21H155ZM163 22H166L165 19L163 20ZM168 22L171 23L170 20H169ZM177 22H178V21H177ZM177 22H176V23H177ZM180 22H181V21H179V24H181ZM203 22H204V20H203ZM230 22H231V21H230ZM239 22H242V21H239ZM39 23H40V22H39ZM158 23H159V22H158ZM166 23H167V22H166ZM231 23H232V22H231ZM258 23H259V22H258ZM258 23H257V24H258ZM262 23H263V22H262ZM31 24H33V23H31ZM41 24H42V23H41ZM43 24H44V23H43ZM43 24H42V25H43ZM161 24H163V23L161 22L160 25H161ZM182 24H184V23L182 22ZM186 24H187V23H186ZM232 24H234V23H232ZM247 24L249 25L250 22L247 23ZM251 24H252V23H251ZM253 24H254V23H253ZM255 24H256V23H255ZM255 24H254V25H255ZM260 24H261V23H260ZM56 25H57V24H56ZM59 25H60V24H59ZM156 25H157V24H156ZM160 25H159V26H160ZM164 25H165V24H164ZM166 25H167V24H166ZM184 25H185V24H184ZM242 25H245V24L242 22ZM62 26H63V25H62ZM62 26H61V27H62ZM150 26H151V23H150ZM152 26H154V25H152ZM174 26H176V25H174ZM174 26L172 25L171 29H172ZM179 26H180V25H179ZM185 26H186V25H185ZM188 26H189V24H188ZM188 26H187V27H188ZM229 26H231V25H229ZM261 26H262V25H261ZM30 27H31V26H30ZM42 27H44V25H43ZM56 27H57V26H56ZM63 27H64V26H63ZM65 27H66V24H65ZM244 27H245V26H244ZM0 28H2V27H0ZM66 28H67V27H66ZM66 28H65V29H66ZM163 28H164V27H163ZM226 28H228V27H226ZM19 29H20V28H19ZM60 29H61V28H60ZM60 29H59V30H60ZM67 29H68V28H67ZM128 29H129V28H128ZM142 29H143V28H142ZM156 29H157V28H156ZM169 29H170V28H169ZM228 29H229V28H228ZM0 30H1V29H0ZM16 30H17V29H16ZM21 30H22V29H21ZM25 30H26V29H25ZM44 30H45V29H44ZM97 30H98V29H97ZM97 30H96V31H97ZM126 30H127V29H126ZM131 30H132V29H131ZM135 30H137V29H135ZM135 30H133V31H135ZM138 30H139V29H138ZM148 30H149V29H148ZM160 30H161V29H160ZM167 30H168V28H167ZM167 30H166V31H167ZM254 30H255V29H254ZM45 31H46V30H45ZM56 31H57V30H56ZM68 31H69V30H68ZM129 31H130V30H129ZM169 31H170V30H168V32H169ZM177 31H178V29L176 30V32H177ZM1 32H2V31H1ZM1 32H0V35H1ZM63 32L65 33V31H63ZM69 32H71V31H69ZM150 32H152V31L149 30V33H150ZM241 32H242V31H241ZM13 33H14V31H13ZM15 33H16V32H15ZM28 33H29V31H28ZM153 33H154V32H153ZM174 33H175V29L173 30V34H174ZM258 33H259V31H258ZM34 34H35V33H34ZM65 34H66V35L68 34V35H71V36H72V32H71V34H69L68 32H66ZM73 34H74V32H73ZM125 34H126V33H125ZM145 34H146V33H145ZM159 34H161L160 31H159ZM173 34H172V35H173ZM19 35H20V33H19ZM26 35H27V34H26ZM58 35H59V34H58ZM140 35H141V34H140ZM165 35H167V34H165ZM178 35H179V34H178ZM8 36H9V35H8ZM46 36H47V35H46ZM52 36H54V34H53ZM74 36H75L74 38H76V34H74ZM118 36H119V35H118ZM167 36H168V35H167ZM176 36H177V33H176ZM176 36H175V37H176ZM253 36H255V35L253 34ZM58 37H59V36H57V38H58ZM109 37H110V36H109ZM152 37H154V36H152ZM170 37H171V35L169 36V38H170ZM177 37H178V36H177ZM8 38H9V37H8ZM17 38H18V37H17ZM17 38H16V39H17ZM50 38H51V37H50ZM65 38H66V40H67V37H65ZM148 38H149V37H148ZM157 38L160 39V36L157 37V35H156L155 39H157ZM12 39H13V38H12ZM45 39H46V38H45ZM48 39H49V35H48ZM115 39H116V38H115ZM153 39H154V38H152V39L150 40V42H151ZM164 39H165V38H164ZM170 39H171V38H170ZM175 39H176V38H175ZM175 39L172 38V40L177 41V40H175ZM177 39H179V38H177ZM196 39H197V38H196ZM244 39H245V38H244ZM247 39H250V38L248 37ZM247 39H246V40H247ZM20 40H21V39H20ZM39 40H40V39L38 38L37 41H39ZM46 40H47V39H46ZM60 40H64L63 37H62V39H60ZM73 40H75V39H72V43H75L76 41L74 42ZM111 40H112V41H109V43H108V45H109V49H108V51H109V53H112V54L114 53V54L116 55V53H117L118 51H116V49H115V46H114V39H111ZM181 40H182V39H181ZM250 40H251V39H250ZM1 41H2V40H0V42H1ZM5 41H6V40H5ZM7 41H8V40H7ZM10 41H11V40H10ZM12 41H13V40H12ZM48 41H49V40H48ZM69 41H70V40H69ZM154 41H155V40H154ZM154 41H153V42H154ZM160 41H161V40H160ZM165 41H166V40H165ZM196 41H197V40H196ZM198 41H199V40H198ZM46 42H47V41H45L44 43H46ZM59 42H60V41H59ZM77 42H78V41H77ZM132 42H133V41H132ZM148 42H149V41H148ZM148 42H147V43H148ZM161 42H162V41H161ZM163 42H164V40H163ZM248 42H249V41H248ZM250 42H252V41H250ZM15 43H17V42H15ZM18 43H19V45L21 44L19 41H18ZM18 43H17V44H18ZM22 43H23V42H22ZM37 43H38V42H37ZM49 43H50V44H49ZM49 43H47V44H48V45H51V41H49ZM61 43H62V42H61ZM68 43H69V42H68ZM68 43H67V45H68ZM86 43H87V42H86ZM165 43H166V42H165ZM165 43H164V44H165ZM167 43H168V42H167ZM191 43H193V42H191ZM194 43H195V41H194ZM202 43H203V42H202ZM242 43H243V42H242ZM2 44H4V43L2 42ZM7 44H8V42H7ZM7 44H6V45H7ZM12 44H13V42H12ZM26 44H27V43H26ZM47 44H45V45H47ZM70 44H71V42H70ZM75 44H76V43H75ZM80 44L82 45V43H80ZM148 44H149V43H148ZM179 44H180V43H179ZM189 44H190V43H189ZM238 44L241 46V43H238ZM248 44H249V43H248ZM248 44H247L246 46H248ZM31 45H32V44H31ZM34 45H35V44H34ZM81 45H79V46H81ZM132 45H133V44H132ZM145 45H146V41L144 42V46H145ZM168 45H169V44H168ZM213 45H214V44H213ZM235 45H236V44H235ZM253 45H255V44H253ZM0 46H1V45H0ZM12 46H13V45H12ZM14 46H15V45H14ZM16 46H17V45H16ZM65 46H66V45H65ZM77 46H78V45H77ZM82 46H83V45H82ZM82 46H81V47H82ZM84 46H85V44H84ZM149 46H150V45H149ZM175 46H176V44H175ZM181 46H182V45H181ZM191 46H193V44L190 45L189 47H191ZM195 46H196V45H195ZM205 46H206V45H205ZM214 46H215V45H214ZM214 46H213V48H214ZM218 46H219V45H218ZM242 46H243V45H242ZM256 46H257V45H256ZM21 47H22V46H21ZM44 47L46 48V46H44ZM44 47H42V48H44ZM67 47H68V46H67ZM67 47H66V48H67ZM69 47H70V46H69ZM75 47H76V45H75ZM193 47H194V46H193ZM199 47H204V46H199ZM209 47H210V45H209ZM251 47H252V46H251ZM251 47L249 46V48H251ZM254 47H255V46H254ZM254 47H253V48H254ZM4 48H5V46H4ZM4 48L2 47L0 50H1V51H2V50L4 51ZM18 48H19V47H18ZM26 48H29V47L26 46ZM32 48H33V47H32ZM35 48H36V47H35ZM97 48H98V47H97ZM107 48H108V47H107ZM135 48H136V47H135ZM177 48H178V47H177ZM179 48H180V47H179ZM185 48H186V47H185ZM213 48H212V49H213ZM216 48H217V47H216ZM236 48H237V45H236ZM5 49H6V48H5ZM36 49H37V48H36ZM38 49H39V46H38ZM46 49L48 50V46H47ZM46 49H43V51L45 50L46 52H40V54H39V55H41V56L43 57V59H44V58H45V59H48V58H50V56H51L50 53H48ZM50 49H51V47H50ZM81 49H83V48H81ZM87 49H88V48H87ZM94 49H95V48H94ZM153 49H154V47H153ZM182 49H183V46H182ZM202 49H203V48H202ZM202 49H201V50L199 49V50H200V51H203ZM217 49H218V48H217ZM240 49H241V48H240ZM254 49H255V48H254ZM15 50H16V49H15ZM15 50H13L14 53L17 52V51H15ZM40 50H41V49H39V51H40ZM51 50H54V53H55V50H56V49H51ZM73 50H75L74 47H73ZM73 50H71L70 52H72ZM76 50H77V48H76ZM91 50H92V49H91ZM180 50H181V49H180ZM188 50H190V48H188ZM199 50L197 49V51H199ZM207 50H208V49H207ZM207 50H206V51H207ZM209 50H211V49H209ZM209 50H208V51H209ZM213 50H214V49H213ZM241 50H242V49H241ZM5 51H6V50H5ZM8 51H9V50H8ZM31 51H32V50H31ZM36 51H37V50H36ZM56 51H58V50H56ZM68 51H69V49H68ZM94 51H96V50H94ZM137 51H139V50H137ZM150 51H151V50H150ZM152 51H153V50H152ZM191 51H193V50H191ZM200 51H199V52H200ZM218 51H219V50H218ZM237 51H238V53L241 52L240 50H237ZM239 51H240V52H239ZM242 51H245V50L243 49ZM254 51H255V50H254ZM257 51H258V49H257ZM29 52H30V51H29ZM32 52H33V51H32ZM96 52H97V51H96ZM103 52H104V50L102 51V53H103ZM133 52H134V51H133ZM186 52H187V51H186ZM195 52H196V51H195ZM211 52H212V50H211ZM211 52H208V53H211ZM222 52H223V51H222ZM1 53H2V55L4 54L3 56H7V55H5V53H3V52H1ZM6 53H8V55H10V52H6ZM57 53H58V52H57ZM66 53H67V52H66ZM79 53H80V52H79ZM107 53H108V52H107ZM109 53H108V54H105V55H109ZM178 53H180V52H178ZM181 53H182V52H181ZM215 53H216V49H215ZM244 53L246 54V52H244ZM244 53H242V54H244ZM247 53H248V51H247ZM11 54H12V52H11ZM67 54H68V53H67ZM132 54H133V53H132ZM135 54H136V53H135ZM150 54H151V53H150ZM150 54H149V55H150ZM182 54H183V53H182ZM193 54H194V53H193ZM196 54H199V53L196 52ZM222 54H224V52H223ZM248 54H249V53H248ZM256 54H257V53H256ZM2 55H1V56H2ZM13 55H15V54H13ZM37 55H38V54H37ZM54 55H55V54H54ZM54 55H53V56H54ZM58 55L60 56V53H58ZM69 55H70V54H69ZM85 55H86V54H85ZM168 55H169L170 57L174 58V59H176V58L178 59V57H177L178 55L176 54V49H175V47H174L173 44H172V46L170 45V47H169ZM176 55H177V56H176ZM209 55H210V54H209ZM213 55H214V54H213ZM251 55H253V54H251ZM53 56H51V60H52V57H53ZM56 56H57V55H56ZM59 56H58V57H59ZM73 56H74V53H73ZM135 56H136V55H135ZM156 56H157V55H156ZM160 56H161V55H160ZM179 56H181V55H179ZM190 56H192V54H191ZM218 56H219V55H218ZM222 56L224 57V55H222ZM248 56H249V55H248ZM255 56H256V55H255ZM42 57H41V58H42ZM90 57H91V56H90ZM150 57H151V56H150ZM183 57H186V56H182V58H183ZM192 57H193V56H192ZM192 57H191V58H192ZM198 57H199V56H198ZM200 57H201V56H200ZM205 57H206V56H205ZM4 58H5V57H2V59H4ZM35 58H36V55H35ZM55 58L57 59V57H55ZM71 58H72V57H71ZM119 58H120V57H119ZM132 58H133V57H132ZM135 58H137V56H136ZM154 58H155V56H154ZM154 58H153V60H154ZM160 58H161V57H160ZM166 58H167V57H166ZM166 58H165V59H166ZM194 58H197V56L194 57ZM203 58H204V57H203ZM217 58H218V57H217ZM220 58H222V57H220ZM230 58H232V57L230 56ZM247 58H249V57H247ZM255 58H256V57H255ZM7 59H8V56H7ZM10 59H11V56H10V58H9L8 60H10ZM36 59H38V58H36ZM53 59H54V58H53ZM56 59H55V60H52V61H55V62L57 61V62H58L59 60H58V59L56 60ZM59 59H60V57H59ZM85 59H86V58H85ZM121 59H122V58H121ZM133 59H134V58H133ZM150 59H152V57H151ZM155 59H156V58H155ZM183 59H185V58H183ZM189 59H190V58H189ZM223 59H224V58H223ZM244 59H245V58H244ZM256 59H257V58H256ZM258 59H259V58H258ZM92 60H93V59H92ZM117 60H118V59H117ZM157 60H158V59H157ZM167 60H168V58H167ZM181 60H182V59H181ZM185 60H186V59H185ZM187 60H188V58H187ZM193 60H194V59H193ZM232 60H233V59H232ZM5 61H6V59H5ZM44 61H45V63H46V60H44ZM49 61H50V60H49ZM52 61H51V62H52ZM68 61H69V60H68ZM76 61H78V58H77ZM148 61H149V60H148ZM197 61H198V60H197ZM216 61H218V60H216ZM216 61H215V62H216ZM229 61H230V60H229V58H228L226 62H227V63H230ZM255 61H256V60H255ZM1 62H2V61H1ZM21 62H22V61H21ZM21 62H20V63H21ZM24 62H26V61H24ZM42 62H43V61H42ZM61 62H63V61H61ZM69 62H71V61H69ZM163 62H164V60H163ZM167 62H168V61H167ZM193 62H194V61H193ZM193 62H192V63H193ZM222 62L224 63V61H222ZM222 62H220V63H222ZM239 62H240V61H239ZM246 62H248V60H247ZM246 62L243 61V64H246ZM257 62H258V61H257ZM15 63H16V62H15ZM45 63H44V64H45ZM48 63H49V62H48ZM48 63H47V65L49 66L51 72H52L53 70L55 71V68H53V65H52L53 62H52L51 64H50V63L48 64ZM64 63H65V62H64ZM64 63H63V64H64ZM75 63H76V62H75ZM75 63H73V64H75ZM77 63H78V62H77ZM155 63H156V62H154L153 64H155ZM158 63H159V62H157L156 65H157ZM186 63H187V62H186ZM186 63H185V65H186ZM197 63H198V62H197ZM201 63H202V62H201ZM211 63H212V62H211ZM211 63H209V64H211ZM234 63H235V62H234ZM251 63H252V62H251ZM44 64H42V65H44ZM68 64H69V63H68ZM68 64H66V66H67ZM73 64H72V67H73ZM86 64H87V63H86ZM88 64H89V63H88ZM168 64H171V65H172V63H168ZM183 64H184V63H183ZM194 64H195V63H194ZM213 64H214V63H213ZM230 64H231V63H230ZM230 64H229V65H230ZM243 64H241V66H242ZM248 64H249V62H248ZM4 65H5V63H4ZM17 65H18V64H17ZM60 65H61V64H60ZM64 65H65V64H64ZM89 65H90V64H89ZM147 65H148V64H147ZM161 65H162V64H161ZM195 65H196V64H195ZM207 65H208V64H207ZM207 65H206V66H207ZM226 65H227V64H226ZM229 65H228V66H229ZM231 65H232V64H231ZM6 66H8V65H6ZM27 66H28V65H27ZM70 66H71V64H70ZM76 66L81 67L80 65H77V64H76ZM76 66H74V67H76ZM82 66H83V64H82ZM84 66H85V65H84ZM84 66H83V67H84ZM154 66H155V65H154ZM182 66H183V65H182ZM186 66H188V65H186ZM206 66H205V67H206ZM209 66H210V65H209ZM214 66H215V65H214ZM224 66H225V65H224ZM235 66L238 67V65H235ZM241 66L239 65V67H241ZM1 67H2V65L0 66V68H1ZM19 67H20V65H19ZM19 67L17 68V70H19ZM68 67H69V65H68ZM72 67H70V68L73 69ZM86 67H87V66H86ZM155 67H157V66H155ZM158 67H160V65H158ZM164 67H165V66H164ZM171 67L174 68V67H175L174 64H173V66H171ZM179 67H180V66H179ZM190 67H191V66H190ZM199 67H200V66L198 65L197 68H199ZM201 67H202V66H201ZM215 67H216V66H215ZM239 67H238V68H239ZM2 68H3V67H2ZM2 68H1L0 70H1L2 72L5 71L4 68H6V67L3 68L4 70H3ZM7 68H8V67H7ZM25 68H27V67H25ZM59 68H60V67H59ZM70 68H69V69H70ZM138 68H139V67H138ZM141 68H144V67L141 66ZM141 68H140V69H141ZM160 68H161V67H160ZM160 68H159V69H160ZM165 68H166V67H165ZM191 68H192V67H191ZM194 68H195V67H194ZM32 69H33V68H32ZM74 69H75V68H74ZM79 69H81V68H79ZM79 69H78V70H79ZM135 69H136V68H135ZM170 69H171V68H169V70H170ZM177 69H178V68H177ZM179 69H181V67H180ZM202 69L204 70V68H202ZM206 69H207V68H206ZM208 69H209V68H208ZM56 70H57V69H56ZM78 70H77V71H78ZM85 70H86V69H85ZM88 70H89V69H88ZM162 70H163V68H162ZM162 70H159L158 72L164 73V72H162ZM169 70H168V71H169ZM187 70H188V69H187ZM193 70H195V69H193ZM193 70H192V72H194ZM198 70H199V69H198ZM14 71H15V70H14ZM31 71L33 72V70H29V72H31ZM35 71H36V70H35ZM46 71H47V70H46ZM74 71H75V70H74ZM83 71H84V69H83ZM89 71H91V70H89ZM89 71H88V72H89ZM93 71H94V70H93ZM99 71H100V70H99ZM111 71H112V70H111ZM185 71H186V70H185ZM199 71H200V70H199ZM201 71H202V70H201ZM7 72H8V71H7ZM27 72H28V71H27ZM27 72H25V73H27ZM29 72H28V73H29ZM32 72H31V74H32ZM36 72H37V71H36ZM51 72H50V73H51ZM88 72L86 71L87 75H88ZM166 72H167V70H166ZM21 73H22V72H21ZM78 73L81 74V70H80V72H78ZM86 73H85V74H86ZM91 73H92V72H91ZM154 73H155V72H154ZM168 73H169V72H168ZM179 73H180V72H179ZM181 73H182V72H181ZM194 73H195V72H194ZM197 73H198V72H197ZM253 73H254V71H253ZM0 74H1V73H0ZM23 74H24V72H23ZM53 74H54V73H53ZM72 74H73V73H72ZM95 74H96V73H95ZM195 74H196V73H195ZM203 74H204V73H203ZM27 75H28V74H27ZM41 75H43V74H41ZM49 75H50V74H49ZM51 75H52V73H51ZM83 75H84V74H83ZM178 75L180 76V74H178ZM206 75H208V74H206ZM219 75H221V73H220ZM247 75H249V74H247ZM6 76H7V75H6ZM9 76H10V75H9ZM31 76H32V75H31ZM53 76H54V75H53ZM70 76H71V75H70ZM156 76H157V75H156ZM182 76H183V75H182ZM184 76H185V75H184ZM195 76H196V75H195ZM212 76H213V75H212ZM221 76H224V75H221ZM1 77H2V76H1ZM1 77H0V78H1ZM88 77H89V76H88ZM88 77H87V78H88ZM177 77H178V76H177ZM180 77H181V76H180ZM186 77H187V76H185V78H186ZM197 77H198V76H197ZM202 77H203V76H202ZM202 77H201V78H202ZM206 77H207V76H206ZM247 77H248V76H246V78H247ZM12 78H13V77H12ZM164 78H165V77H164ZM174 78H175V76H174ZM183 78H184V77H183ZM198 78H199V77H198ZM221 78H222V77H221ZM244 78H245V77H244ZM248 78L251 80V77H248ZM248 78H247V79H248ZM84 79H85V78H84ZM143 79H145V77H144ZM157 79H158V78H157ZM160 79H161V78H160ZM249 79H248V80H249ZM255 79H256V78H255ZM9 80L12 81L11 79H9ZM67 80H68V79H67ZM94 80H95V79H94ZM174 80H176V79H174ZM198 80H199V79H198ZM210 80H211V78H210ZM219 80H220V79H219ZM219 80H218V81H219ZM242 80H243V79H242ZM2 81H3V80H2ZM5 81H6V79H5ZM51 81H53V80H51ZM51 81H50V82H51ZM54 81H55V80H54ZM54 81H53V82H54ZM62 81H63V80H62ZM80 81H81V80H80ZM85 81H86V79H85ZM85 81H84V82H85ZM88 81H89V80H88ZM91 81H93V80H91ZM95 81H96V80H95ZM172 81H173V80H172ZM172 81H171V82H172ZM179 81H181V80H179ZM225 81H227V80H225ZM233 81H234V80H233ZM254 81H255V80H254ZM254 81H253V82H254ZM53 82H52V83H53ZM56 82H58V80H56ZM89 82H90V81H89ZM129 82H130V80L128 81V83H129ZM197 82H198V81H197ZM204 82H205V81H204ZM253 82H252V83H253ZM255 82H256V81H255ZM3 83H4V82H3ZM5 83H6V82H5ZM48 83H49V82H48ZM58 83H59V82H58ZM67 83H68V82H67ZM76 83H77V82H76ZM96 83H97V82H96ZM193 83H194V82H193ZM230 83H231V82H230ZM250 83H251V81H250ZM256 83L258 84V82H256ZM256 83H255V84H256ZM1 84H2V83H1ZM24 84H25V82H24ZM54 84H55V83H54ZM60 84H61V82H60ZM126 84H127V83H126ZM133 84H134V83H132V85H133ZM135 84H136V83H135ZM135 84H134V85H135ZM188 84H189V83H188ZM225 84H226V82H225ZM57 85H58V84H57ZM57 85H56V86H57ZM63 85H64V83H63ZM63 85L61 84V87H63ZM66 85H67V84H66ZM73 85H74V83H73ZM77 85H79V84H77ZM92 85H93V84H92ZM98 85H101V84L99 83ZM134 85H133V86H134ZM207 85H208V84H207ZM237 85H238V84H237ZM241 85H242V84H241ZM13 86H14V85H13ZM26 86H27V85H26ZM75 86H76V85H75ZM80 86H82V85H80ZM95 86H96V85H95ZM101 86H102V85H101ZM103 86H104V85H103ZM122 86H123V85H122ZM128 86H129V85H128ZM153 86H154V85H153V81H152V80H149V81L145 82L144 85H141V86H139V87L143 88L144 91L146 90L147 92H152V94L154 93V94H155L154 98H157L158 100H161V99H162L161 94H160L159 92H155L154 89H153ZM181 86H182V85H181ZM198 86H199V85H198ZM232 86H233V84H232ZM244 86H245V85H244ZM64 87H65V86H64ZM66 87H67V86H66ZM130 87L132 88V86H130ZM137 87H138V86H136L135 88H137ZM189 87H190V86H189ZM199 87H200V86H199ZM224 87H225V86H224ZM259 87H260V83H259ZM79 88H80V87H79ZM90 88H93V87H90ZM90 88H89V89H90ZM97 88H99V89L101 90V87H97ZM97 88H96V89H97ZM133 88H134V87H133ZM133 88H132V89H133ZM141 88H140V89H141ZM190 88H191V87H190ZM195 88H198V87H194L193 89H195ZM201 88H202V86H201ZM204 88H205V87H204ZM204 88H203V89H204ZM226 88H227V87H226ZM228 88H229V87H228ZM228 88H227V89H228ZM15 89H16V88H15ZM45 89H46V88H45ZM66 89H67V88H66ZM68 89H69V88H68ZM73 89H75V88H73ZM81 89H82V88H81ZM107 89H108V88H104V91L107 90ZM186 89H187V88H186ZM210 89H211V88H210ZM219 89H220V88H219ZM219 89H217V90H219ZM222 89H223V88H222ZM229 89H230V88H229ZM250 89H251V88H250ZM23 90H24V89H23ZM69 90H70V89H69ZM69 90H68V91H69ZM76 90H77V87H76ZM126 90H127V89H126ZM136 90H137V89H136ZM136 90H135V91H136ZM141 90H142V89H141ZM205 90H206V89H205ZM3 91H4V90H3ZM12 91H13V90H12ZM63 91L68 92L67 90H63ZM71 91H73V90H71ZM71 91H70V92H71ZM77 91H78V90H77ZM85 91H86V90H85ZM85 91H84V92H85ZM193 91H195V90H193ZM222 91H223V92L225 91V93L227 92V90H222ZM222 91H221V93H222ZM16 92H17V91H16ZM21 92H22V91H21ZM21 92H20V95H21ZM45 92H46V91H44V95L46 96L47 93L45 94ZM48 92H49V91H48ZM78 92H80V91H78ZM91 92H92V91H91ZM105 92H106V91H105ZM122 92H123V90H122ZM126 92H127V91H126ZM189 92H190V91H189ZM197 92H198V91H197ZM197 92H196V93H197ZM200 92H201V91H200ZM200 92H199V93H200ZM207 92H208V90H207ZM236 92H237V91H236ZM239 92H240V91H239ZM242 92H243V91H242ZM5 93H6V92H5ZM13 93H14V91H13ZM32 93H33V92H32ZM34 93H35V92H34ZM36 93H37V92H36ZM68 93H69V92H68ZM88 93H89V92H88ZM134 93H136V92H134ZM145 93H146V92H145ZM145 93H143V90H142V94H145ZM225 93H224V94H225ZM228 93H229V92H228ZM228 93H227V94H228ZM246 93H247V92H245V94H246ZM3 94H4V93H2L1 95L3 96ZM15 94H16V93H15ZM17 94H18V93H17ZM22 94H24V93H22ZM49 94H50V93H49ZM142 94H141V95H142ZM148 94H149V93H148ZM148 94H147L146 96H148ZM152 94H151V95H152ZM194 94H195V93H194ZM202 94H203V92H202ZM257 94H258V93H257ZM257 94H256V95H257ZM1 95H0V96H1ZM12 95H13V94H12ZM18 95H19V94H18ZM80 95H81V94H80ZM88 95H89V94H88ZM196 95H197V94H196ZM207 95H208V94H207ZM232 95H233V94H232ZM239 95H240V94H239ZM248 95H249V94H248ZM38 96H40V95H38ZM38 96H37V98H38ZM55 96H57V95H55ZM91 96H92V95H91ZM91 96H90V97H91ZM94 96H95V95H94ZM152 96H153V95H152ZM199 96H201V94H200V95L198 94V98H199ZM203 96H204V95H203ZM221 96H223V95H221ZM240 96H241V95H240ZM3 97H5V96H3ZM35 97H36V95H35ZM40 97H41V96H40ZM47 97H48V96H47ZM120 97H121V96H120ZM125 97H126V96H125ZM144 97H145V95H144ZM193 97H194V96H193ZM205 97H206V95H205ZM209 97H210V95H209ZM226 97H227V95H226ZM228 97H231V95L228 96ZM37 98H36V99H37ZM42 98H43V97H42ZM214 98H215V96H214ZM216 98H217V97H216ZM233 98H234V97H233ZM247 98H248V97H247ZM43 99H44V98H43ZM46 99H47V98H45L44 100H46ZM211 99H212V98H211ZM219 99H220V98H218V100H219ZM224 99H226V98L224 97ZM230 99H232V97H231ZM230 99H229V102H230ZM235 99H238V98H235ZM1 100H2V97H1ZM3 100H4V99H3ZM3 100H2V101H3ZM5 100H6V98H5ZM95 100H96V99H95ZM154 100H155V99H154ZM158 100H157V101H158ZM198 100L201 101V100H203V98H202V99L199 98ZM232 100H233V99H232ZM232 100H231V103H232ZM239 100H240V98H239ZM243 100H247V99L245 98V99H243ZM243 100H242V101H243ZM10 101H11V100H10ZM47 101H48V99H47ZM72 101H73V100H72ZM77 101H79V100H77ZM147 101H148V100H147ZM215 101H216V100H215ZM219 101H221V99H220ZM223 101L225 102L226 100H223V99H222V102H223ZM237 101H238V100H237ZM242 101H241V102L239 101V102L242 103ZM4 102H5V101H4ZM66 102H68V101H66ZM88 102H89V101H88ZM123 102H124V101H122V103H123ZM201 102H202V101H201ZM233 102H234V101H233ZM246 102H247V101H246ZM2 103H3V102H2ZM71 103H72V102H71ZM71 103H70V104H71ZM76 103H77V102H76ZM124 103H125V102H124ZM187 103H188V102H187ZM189 103H190V102H189ZM237 103H238V102H237ZM243 103H244V102H243ZM72 104H75V103H72ZM72 104H71V105H72ZM113 104H114V102H113ZM120 104H121V103H120ZM120 104H119V105H120ZM183 104H185V103H183ZM194 104H195V103H194ZM196 104H197V103H196ZM201 104H202V103H200V105H201ZM218 104H219V103H218ZM223 104H224V103H223ZM232 104H233V103H232ZM99 105H100V103H99ZM111 105H112V103H111ZM186 105H187V104H186ZM198 105H199V104H198ZM241 105H243V104H241ZM33 106H35V105H33ZM68 106H69V105H68ZM112 106H113V105H112ZM223 106H224V105H223ZM227 106H228V105H227ZM234 106H235V105H234ZM13 107H14V106H13ZM13 107H12V108H13ZM40 107H41V106H40ZM70 107H72V106H70ZM70 107H68V108H70ZM192 107H193V106H192ZM197 107H198V106H197ZM219 107L222 108L221 105H220ZM230 107H231V106H230ZM232 107H233V105H232ZM10 108H11V107H10ZM72 108H73V107H72ZM113 108H114V107H113ZM166 108H167V107H166ZM166 108H165V109H166ZM203 108H205V107H203ZM208 108H209V107H208ZM57 109H58V108H57ZM75 109H76V108H75ZM107 109H108V108H107ZM114 109H116V107H115ZM206 109H207V108H206ZM210 109H211V108H210ZM230 109H231V108H230ZM230 109H229V108L227 109L228 112H229V113L227 112V114H230V113H231V112L229 111ZM232 109H233V108H232ZM232 109H231V110H232ZM234 109H235V112H236V110H238V109H236V108H234ZM12 110H13V109H12ZM68 110H69V109H68ZM199 110H201V109H199ZM199 110H198V111H199ZM211 110H212V109H211ZM223 110H224V109L222 108L221 111H223ZM196 111H197V110H196ZM225 111H226V110H225ZM5 112H6V111H5ZM14 112H18V111L15 110ZM56 112H57V111H56ZM60 112H62V111H60ZM75 112H76V111H75ZM75 112H74V113H75ZM104 112H105V111H104ZM202 112H203V110H202ZM215 112H216V111H215ZM235 112H233V113H235ZM64 113H66V112H64ZM72 113H73V110H72ZM74 113H73V117H74ZM233 113H231V115H230L231 117H232V115H234ZM0 114H1V113H0ZM41 114H42V113H41ZM69 114H70V113H69ZM130 114H131V113H130ZM158 114H159V113H158ZM203 114H204V113H203ZM210 114H211V113H210ZM227 114H226V115H227ZM236 114H237V113H236ZM7 115H9V114H7ZM67 115H68V114H67ZM112 115H114V114H112ZM134 115H136V113H135ZM213 115L215 116L216 114H213ZM218 115H220V114H218ZM218 115H216L215 119H218V118L224 116V115L221 114L220 117H217ZM26 116H27V115H26ZM68 116H69V115H68ZM131 116H133V115L131 114ZM199 116H200V115H199ZM203 116H204V115H203ZM227 116H228V115H227ZM5 117H6V116H5ZM11 117H12V116H11ZM21 117L23 118V116H21ZM69 117H70V116H69ZM81 117H83V116L81 115ZM129 117H130V116H129ZM137 117H138V116H137ZM149 117H150V116H149ZM194 117H195V116H194ZM196 117H197V116H196ZM200 117H201V116H200ZM200 117H199V118H200ZM205 117H206V115H205ZM209 117H210V116L208 115L207 119H208ZM233 117H234V116H233ZM13 118H14V116H13ZM62 118H64V117H62ZM62 118H61V119H62ZM75 118H76V117H75ZM106 118H107V117H106ZM109 118H110V117H109ZM130 118H131V117H130ZM212 118H214V117H211V119H212ZM8 119H10V118H8ZM23 119H24V118H23ZM69 119H70V118H69ZM71 119H72V118H71ZM82 119H83V118H82ZM149 119H150V118H149ZM160 119H161V118H160ZM220 119H221V118H220ZM229 119H230V118H229ZM229 119H228V120H229ZM11 120H12V118H11ZM51 120H52V119H51ZM67 120H68V119H67ZM72 120H73V119H72ZM74 120H75V119H74ZM118 120H119V122H120V119H118ZM124 120H125V118H124ZM127 120H128V119H127ZM139 120H141V122H144V121H142L143 119H140V118H139ZM192 120H193V119H192ZM200 120H201V118H200ZM213 120H214V119H213ZM218 120H219V119H218ZM218 120H216V121H217L218 124H219V121H218ZM257 120H258V119H257ZM24 121H25V120H24ZM63 121H64V120H63ZM65 121H66V120H65ZM65 121H64V122H65ZM81 121H82V120H81ZM207 121H208V120H207ZM223 121H225V120L222 119V122H223ZM226 121H227V120H226ZM230 121H231V120H229V121H227V122H230ZM58 122H59V121H58ZM58 122H57V123H58ZM73 122H74V123H73V126H74V124H75L76 121H73ZM127 122H128V121H127ZM153 122H154V121H153ZM168 122H169V121H168ZM217 122H216V123H217ZM231 122H232V121H231ZM252 122H253V121H252ZM252 122H251V123H252ZM255 122H256V121H255ZM255 122H254V123H255ZM50 123H51V121H50ZM50 123H49V125H50ZM57 123H56V124H57ZM68 123H69V121H68ZM77 123H78V122H77ZM80 123H81V122H80ZM82 123H84V122H82ZM82 123H81V124H82ZM110 123H111V122H110ZM188 123H189V120H188ZM197 123H198V121H197ZM200 123H201V122H200ZM214 123H215V122H214ZM223 123H224V122H223ZM47 124H48V123H46V125H47ZM51 124H52V123H51ZM61 124H62V123H61ZM65 124H66V125H65L66 127H69V124H68V126H67V123H65ZM94 124H95V123H94ZM98 124H99V123H98ZM162 124H163V123H162ZM183 124H184V122H183ZM247 124H248V121H247ZM54 125H55V122H54L53 126H54ZM89 125H90V124H88V127H89ZM127 125H128V124H127ZM156 125H157V124H156ZM21 126H22V125H21ZM53 126H52V127H53ZM81 126H82V125H81ZM84 126H85V125H84ZM100 126H101V125H100ZM103 126H104V124H103ZM159 126H160V125H159ZM161 126H162V127H165V126L167 127L168 125H164V126L161 125ZM199 126H200V125H199ZM213 126H214V125H213ZM249 126H252V125L250 124ZM249 126H247V127H249ZM52 127H51V128H52ZM66 127H63V129L66 128ZM76 127H80V126H76ZM76 127H74V128H76ZM92 127H93V129H94V128L97 127V126H95V127L92 126ZM126 127H127V126H126ZM188 127H189V126H188ZM197 127H198V126H197ZM214 127L216 128V126H214ZM245 127H246V126H245ZM255 127H256V124H255ZM21 128H22V127H21ZM49 128H50V126H49ZM86 128H87V127H85V129H86ZM101 128H102V127H101ZM131 128H133V127H131ZM131 128H130V129H131ZM192 128H193V127H192ZM199 128H202V126L199 127ZM219 128H220V127H219ZM219 128H218V129H219ZM250 128H251V127H250ZM252 128L254 129V127H252ZM257 128H258V127H257ZM59 129H60V128H59ZM76 129H78V128H76ZM88 129H91V128L89 127ZM96 129H97V131H98V128H96ZM109 129H110V128H109ZM109 129H108V130H109ZM126 129H127V128H126ZM245 129H246V128H245ZM30 130H31V129H30ZM74 130H75V129H74ZM83 130H84V128H83ZM189 130H190V129H189ZM251 130H252V129H251ZM255 130H256V129H255ZM8 131H9V129H8ZM48 131H49V130H48ZM60 131H61V130H60ZM100 131H101V130H100ZM100 131H99V132H100ZM103 131H104V130H103ZM109 131H110V130H109ZM127 131H128V130H127ZM206 131H210V129H209V130H206ZM206 131H205V132H206ZM214 131H215V129H214ZM246 131H247V130H246ZM248 131H249V130H248ZM252 131H253V130H252ZM256 131H257V130H256ZM55 132H56V130H55ZM58 132H59V131H58ZM67 132H68V131H67ZM69 132H70V131H69ZM89 132H90V131H89ZM92 132L95 133L96 130H95V132L92 130ZM113 132H114V131H113ZM119 132H120V131H119ZM131 132H133V131H131ZM218 132H219V130H218ZM243 132H244V131H243ZM259 132H260V130H259ZM84 133H86V132L84 131ZM101 133H102V132H100V134H101ZM103 133H104V132H103ZM103 133H102V134H103ZM111 133H112V132H111ZM111 133H108V134L110 135ZM116 133H117V132H116ZM127 133H129V132H127ZM179 133H180V132H179ZM194 133H195V131H194ZM215 133H217V132H215ZM1 134H2V133H0V135H1ZM49 134H50V133H49ZM51 134H53V133H51ZM51 134H50V135H51ZM59 134H60V133H59ZM88 134H90V133H88ZM91 134H92V133H91ZM91 134H90V135H91ZM98 134H99V133H98ZM100 134H99V135H100ZM119 134H120V133H119ZM171 134H172V133H171ZM195 134H197V131H196ZM236 134H237V133H236ZM247 134H248V133H247ZM250 134H253V133H250ZM257 134H259V133H257ZM50 135H49V136H50ZM53 135H54V134H53ZM67 135H68V134H67ZM70 135H71V134H70ZM73 135H74V134H73ZM93 135H94V134H93ZM106 135H107V132H106ZM109 135H107V136H109ZM112 135H113V134H112ZM115 135H116V134H115ZM117 135H118V134H117ZM123 135H124V134H122V136H123ZM187 135H190V134H187ZM201 135H202V134H201ZM201 135H199V136H201ZM203 135H204V134H203ZM207 135H208V134H207ZM211 135H212V132H211ZM243 135H244V133H243ZM9 136H10V135H9ZM22 136H24V135H22ZM32 136H33V135H32ZM40 136H41V135H40ZM44 136H45V135H44ZM51 136H52V135H51ZM65 136H66V135H65ZM65 136H64V137H65ZM74 136H76V134H75ZM102 136H105V135H102ZM127 136H128V135H127ZM178 136H179V134H178ZM181 136H182V135H181ZM185 136H186V135H184L183 137H185ZM239 136H240V135H239ZM2 137H3V136H2ZM4 137H5V136H4ZM45 137H46V136H45ZM72 137H73V136H72ZM79 137H80V136H79ZM112 137H115V136H112ZM123 137H124V136H123ZM128 137H130V136H128ZM136 137H137V136H136ZM155 137H156V136H155ZM159 137H160V136H159ZM196 137H197V136H196ZM235 137H236V136H235ZM246 137H247V136H246ZM30 138H31V137H30ZM33 138H34V137H33ZM51 138H52V137H51ZM55 138L58 139L59 137H56V136H55ZM61 138H62V137H61ZM68 138H71V136H68ZM77 138H78V137H77ZM106 138H108V137H106ZM106 138H105V139H106ZM116 138L118 139V138H120V137H117V136H116ZM125 138H126V136H125ZM125 138H123V139H125ZM238 138H241V137H238ZM38 139H39V138H38ZM59 139H60V138H59ZM59 139H58V140H59ZM64 139H65V138H63V140H64ZM72 139H73V138H72ZM72 139H70V143H71ZM74 139H75V138H74ZM109 139H110V138H109ZM151 139H152V138H151ZM153 139H154V138H153ZM153 139H152V140H153ZM155 139H156V138H155ZM188 139H189V137H188ZM193 139H194V136H193ZM200 139H201V141L203 140L201 137H200ZM80 140H81V138H80ZM80 140H79V141H80ZM110 140H111V139H110ZM113 140H114V139H113ZM133 140H134V139H133ZM149 140H150V139H149ZM165 140H166V139H165ZM189 140H190V139H189ZM235 140H237V138H236ZM239 140H240V139H239ZM43 141H44V140H43ZM76 141H78V139H77V140L75 139V142H76ZM79 141H78V142H79ZM85 141H87V140H85ZM114 141H116V140H114ZM114 141H112V142H113V146L115 145L114 143H116V142H114ZM146 141H147V140H146ZM178 141H179V140H178ZM186 141H187V140H186ZM186 141H185V142H186ZM62 142H65V141H62ZM62 142H61V143H62ZM82 142H83V141H82ZM112 142L110 141V143H112ZM125 142H126V141H125ZM142 142H143V141H142ZM150 142H152V141L150 140ZM4 143H5V139H4ZM46 143H47V142H46ZM50 143H51V142H50ZM50 143H49V144H50ZM73 143H74V142H73ZM133 143H134V142H133ZM133 143H132V144H133ZM183 143H184V142H183ZM189 143H190V142H189ZM28 144H29V143H28ZM52 144H54V143H52ZM55 144L58 145V144H60V143H55ZM95 144H97V143H95ZM99 144H100V143H99ZM117 144L119 145V143H117ZM127 144H128V143H127ZM127 144H126V145H127ZM147 144H148V143H147ZM184 144H185V143H184ZM186 144H187V143H186ZM192 144H193V143H192ZM50 145H51V144H50ZM66 145H67V143H66ZM71 145H72V144H71ZM84 145H86V144H84ZM84 145H82V146H84ZM129 145H131V144H129ZM134 145H135V144H134ZM188 145L191 146V144H188ZM60 146H61V144H60ZM60 146H59V148H60ZM73 146H74V144H73ZM77 146H78V145H77ZM80 146H81V145H80ZM115 146H116V145H115ZM190 146H189V147H190ZM194 146H195V145H194ZM51 147H52V145H51ZM54 147H55V146H54ZM61 147H62V148H65V146H64V147L61 146ZM128 147H130V146H128ZM135 147H136V146H135ZM135 147H134V148H135ZM186 147H187V146H186ZM186 147H185V150H186ZM223 147L225 148V146H223ZM223 147H221V148L224 149ZM77 148H78L77 150L79 151V148H80V147H77ZM84 148L86 149L87 147H84ZM91 148H92V147H91ZM99 148H101L100 145H99ZM126 148H127V147H126ZM187 148H188V147H187ZM194 148H195V147H194ZM20 149H21V148H20ZM70 149H71V152H72V153H73L72 150H74V155H76V154H75V149H72V148H70ZM128 149L131 150L130 148H128ZM132 149H133V148H132ZM138 149H139V148H138ZM8 150H9V149H8ZM101 150H104V149H101ZM115 150H116V149H115ZM117 150H119V149H117ZM133 150H134V149H133ZM136 150H137V149H136ZM139 150H140V149H139ZM174 150H175V149H174ZM189 150H191V147H190ZM192 150H193V149H192ZM52 151H53V153H56L54 150H52ZM56 151H57V150H56ZM58 151H59V150H58ZM69 151H70V150H69ZM105 151H106V149H105ZM121 151H122V150H121ZM123 151L125 152V151H127V150L125 149V150H123ZM137 151H138V150H137ZM137 151H136V153H137ZM143 151H144V150H143ZM143 151H142V152H143ZM160 151H161V150H160ZM182 151H183V149H182ZM187 151H188V150L183 151V153L185 152L186 157H188V158H190V159H191V158H194L193 156L191 157V154H190L191 152H189V151L187 152ZM194 151L196 152V151H197V148H196V150H194ZM5 152H7V151H5ZM39 152H40V151H39ZM60 152H61V151H60ZM62 152H63V151H62ZM62 152H61V154H62ZM71 152L68 153V150H67V154H71ZM84 152H85V151H84ZM86 152H87V151H86ZM99 152H100V151H99ZM129 152H130V151H128V153H129ZM134 152H135V151H134ZM47 153H49V152H47ZM51 153H52V152H51ZM51 153H50V155H51ZM53 153H52L53 156H58L57 153H56V155H54ZM58 153H59V152H58ZM63 153H66V152L64 151ZM90 153H91V152H90ZM102 153H104V152H102ZM106 153H107V152H106ZM106 153H105V154H106ZM116 153H119V152H116ZM130 153H131V152H130ZM130 153H129V154H130ZM139 153H140V152H138V154H139ZM143 153H144V152H143ZM143 153H142V154H143ZM147 153H148V151H147ZM147 153L145 152L146 155H147ZM151 153H152V152H151ZM197 153H198V152H197ZM219 153H220V152H219ZM219 153H218V154H219ZM38 154H39V153H38ZM44 154H45V153H44ZM105 154H104V155H105ZM114 154H115V153H114ZM114 154H113V155H114ZM121 154H123V152H121ZM142 154H141V155H142ZM145 154H144V155H145ZM152 154H154V153H152ZM156 154H157V153H156ZM160 154H161V153L159 152V155H160ZM181 154H182V153H181ZM221 154H222V153H221ZM63 155H64V154H63ZM63 155H62V156H63ZM85 155H86V154H85ZM118 155H119V154H118ZM124 155H126V154L124 153L123 156H124ZM130 155H131V154H130ZM134 155H136V154H134ZM144 155H143V156H144ZM3 156H4V155H3ZM66 156H68V155H66ZM72 156H73V155H72ZM77 156H78V154H77ZM77 156H76V157H77ZM86 156H88V152H87V155H86ZM127 156H129V155L127 154ZM132 156H133V155H132ZM136 156H138V155H136ZM148 156H149V154H148ZM152 156H153V155H152ZM152 156H151V157H152ZM8 157H9V156H8ZM26 157H27V156H26ZM46 157H48V156H46ZM46 157H45V158H46ZM58 157H59V156H58ZM60 157H61V156H60ZM60 157H59V158H60ZM145 157H146V156H145ZM158 157H159V156H158ZM177 157H178V156H177ZM177 157H175V158H177ZM200 157H201V156H200ZM200 157L197 156L196 158H199V159H200ZM34 158H35V157H34ZM51 158H52V157H51ZM63 158H64V156H63ZM66 158H67V157H66ZM69 158H70V156H68V159H69ZM72 158H74V157H72ZM77 158H79V157H77ZM77 158H75V159H77ZM87 158H88V157H87ZM108 158H110V157H108ZM114 158H115V157H114ZM114 158H113V159H114ZM119 158H120V157H119ZM126 158H127V157H126ZM130 158H131V157H129V159H130ZM135 158H136V157H135ZM149 158H150V157H149ZM149 158H148V159H149ZM153 158H154V157H153ZM184 158H185V157H184ZM36 159H37V157H36ZM36 159H35V160H36ZM48 159H49V158H47L46 160H48ZM53 159H54V158L51 159V162L53 161ZM96 159H98V158H96ZM103 159H106V158H103ZM111 159H112V158H111ZM111 159H110V161H111ZM113 159H112V160H113ZM148 159H147V160H148ZM160 159H161V158H160ZM172 159H173V158H172ZM185 159H186V158H185ZM185 159H184V160H185ZM199 159H197V160H199ZM25 160H26V159H25ZM31 160L34 161V159H31ZM38 160H39V159H38ZM41 160H42V159H41ZM69 160H70V159H69ZM79 160H80V159H78V160H76V161H79ZM86 160H88V159H86ZM101 160H102V159H101ZM120 160H122V159H119L118 161H120ZM126 160H127V159H126ZM150 160H151V159H150ZM175 160H176V159H175ZM23 161H24V160H23ZM42 161H43V160H42ZM60 161H61V160H60ZM67 161H68V160H67ZM67 161H66V162H67ZM70 161H71V160H70ZM89 161H91V160H89ZM96 161H97V160H96ZM103 161H104V160H102V162H103ZM110 161H109V162H110ZM122 161H123V160H122ZM143 161H144V159H143ZM185 161H186V160H185ZM185 161H184V164H185ZM192 161H193V159H192ZM192 161H191V162H192ZM6 162H7V161H6ZM37 162H38V161H37ZM56 162H57V161H56ZM61 162L63 163V161H61ZM61 162H60V163H61ZM66 162H65V164H67ZM123 162H125V158H124V161H123ZM126 162H127V161H126ZM129 162H131V160H130ZM180 162H181V161H180ZM199 162H201V161L199 160ZM203 162H204V161H203ZM45 163H46V162H45ZM69 163H70V162H69ZM80 163H82V160H81V162H80V161L78 162V164H80ZM88 163H90V162H88ZM91 163H92V162H91ZM96 163H98V162H96ZM104 163H105V161H104ZM117 163H119V162H117ZM140 163L142 164L143 162H140ZM181 163H182V162H181ZM194 163H195V162H194ZM201 163H202V162H201ZM28 164H29V162H28ZM30 164H32V163H30ZM35 164H36V162H35ZM38 164H39V162H38ZM54 164H56V163H54ZM70 164H71V163H70ZM78 164H75L76 167H77ZM106 164L109 165V164H111V163H108V161H107ZM123 164H124V163H123ZM123 164H122V165H123ZM129 164H131V163H129ZM138 164H139V163H138ZM141 164H139V165H141ZM186 164H187V163H186ZM197 164H198V161H197ZM197 164H196V165H197ZM40 165H41V164H40ZM50 165H51V164H50ZM71 165H72V164H71ZM80 165H81V164H80ZM80 165H79V166H80ZM83 165H84V163H83ZM98 165H99V164H98ZM112 165H113V163H112ZM114 165H115V166H116V165L118 166L119 164H115V163H114ZM139 165H138V166H139ZM143 165H144V164H143ZM143 165H142V166H143ZM153 165L155 166L154 163H153ZM161 165H162V164H161ZM168 165H169V164H168ZM170 165H171V163H170ZM170 165H169L168 167H171ZM194 165H195V164H194ZM199 165H200V164H198V166H199ZM52 166H53V165H52ZM72 166H73V165H72ZM81 166H82V165H81ZM84 166H85V165H84ZM115 166H114V167H115ZM119 166H120V165H119ZM123 166H124V165H123ZM125 166H126V165H125ZM125 166H124V167H125ZM129 166H130V165H129ZM157 166H158V165H157ZM188 166H191V165L188 164ZM188 166H187V167H188ZM39 167H40V166H39ZM55 167H57V166L55 165ZM61 167H62V166H61ZM101 167H102V164H101V166H99V168L101 169ZM108 167H109V166H108ZM134 167H135V165H134ZM150 167L152 168L153 166H150ZM161 167H162V166H161ZM183 167H184V166H183ZM183 167L180 166V168H182V169H183ZM191 167H193V166H191ZM194 167H195V166H194ZM200 167H201V166H200ZM90 168H92V167H90ZM118 168H119V167H118ZM145 168L147 169L148 167H146V165H145ZM151 168H150V170H151ZM153 168H154V167H153ZM196 168H197V166H196ZM196 168H195V169H196ZM204 168H205V167H204ZM208 168H209V167H208ZM208 168H207V169H208ZM36 169H37V168H36ZM66 169H67V168H66ZM66 169H64V170L66 171ZM68 169H70V168H68ZM73 169H74V168H73ZM75 169H76V168H75ZM95 169H97V168H94L93 170H95ZM103 169H104V168H102L101 170L103 171ZM111 169H112V168H111ZM111 169H108V171H109V172L112 171ZM120 169H121V167L119 168L118 171H120ZM146 169H145V171H146ZM159 169L161 170L160 166H159ZM159 169H158V170H159ZM168 169H169V168H168ZM184 169H185V168H184ZM184 169H183V170H184ZM197 169H199V168H197ZM37 170H38V169H37ZM40 170H41V169H40ZM44 170H45V169H44ZM101 170H100V171H101ZM116 170H117V169H116ZM116 170H115V171H116ZM133 170H134V169H133ZM147 170H148V169H147ZM204 170H205V169H204ZM204 170H203V171H204ZM30 171H31V170H30ZM47 171H48V173H50V172H49L50 170H47ZM54 171H55V170H54ZM68 171H69V170H68ZM108 171H107L106 173H108ZM131 171H132V170H131ZM131 171L128 172V169H126L125 172H127V174H129V173H131ZM137 171H138V170H137ZM151 171H152V170H151ZM176 171H177V170H176ZM181 171H182V170H180L179 173L177 172V175L180 174ZM189 171H190V170H189ZM196 171H197V170H196ZM201 171H202V170H201ZM33 172H34V171H33ZM42 172H43V169H42L41 173H42ZM52 172H53V171H52ZM56 172H57V170H56ZM59 172H60V170H59ZM59 172H58V175L60 176V173H59ZM82 172H84V171L82 170ZM96 172H98V170H97ZM112 172H114V169H113ZM123 172H124V171H123ZM168 172H169V171H168ZM190 172H191V171H190ZM68 173H69V172H68ZM71 173H73L72 168H71ZM77 173H78V172H77ZM80 173H81V172H80ZM106 173H105V174H106ZM118 173L122 174V171H121V172H118ZM118 173H117V174H118ZM139 173H141V171H140ZM139 173H138V175H139ZM151 173H152V172H151ZM153 173H154V171H153ZM156 173L158 174L159 172L156 171ZM172 173H173V172H172ZM201 173H202V172H201ZM36 174H37V172H36ZM62 174L65 175V174H67V173L65 172V173H62ZM75 174H76V173H75ZM85 174H87V172H86ZM98 174H101V175H102V173H100V172H98ZM108 174H109V173H108ZM112 174H113V173L110 172V176H111ZM114 174L116 175V173H114ZM123 174H124V173H123ZM135 174H137V172H136ZM144 174H145V173H144ZM182 174H184V173H182ZM188 174L191 175L192 173H191V174L188 173ZM3 175H4V174H3ZM5 175H6V174H5ZM5 175H4V176H5ZM10 175H11V173H10ZM31 175H32V174H31ZM31 175H30V176H31ZM33 175H34V174H33ZM38 175H39V173H38ZM44 175H48V174H45V173H44ZM56 175H57V173H56ZM68 175H70V173H69ZM90 175H91V174H90ZM154 175H155V173H154ZM175 175H176V174H175ZM175 175H174V176H175ZM192 175H193V174H192ZM198 175H199V174H198ZM11 176H12V175H11ZM28 176H29V175H28ZM36 176H37V175H36ZM48 176H49V175H48ZM48 176H47V178H46V177H45V178L48 179ZM70 176H72V175H70ZM73 176H74V175H73ZM77 176H78V174H77ZM80 176H81V175H80ZM80 176H79V177H80ZM88 176H89V174H88ZM116 176H117V175H116ZM116 176H115V177H116ZM155 176H156V175H155ZM172 176H173V175H172ZM200 176H201V175H200ZM203 176H204V175H203ZM214 176H215V175H214ZM214 176H213V178H214ZM9 177H10V176H9ZM31 177H32V176H31ZM50 177H51V176H50ZM50 177H49V178H50ZM52 177H53V176H52ZM61 177H62V175H61ZM79 177H78V179H79ZM82 177H83V176H82ZM100 177H101V176H100ZM102 177H103V176H102ZM106 177H108V175H107ZM111 177L113 178V176H111ZM121 177H122V176H121ZM123 177H125V176H123ZM138 177H139V176H138ZM216 177H217V176H216ZM220 177H221V176H220ZM33 178H35V177H33ZM72 178H73V177H72ZM91 178H92V176H91ZM96 178H97V177H96ZM118 178H120V177H118ZM155 178H156V177H155ZM170 178H171V177H170ZM211 178H212V177H211ZM217 178H218V177H217ZM221 178H222V177H221ZM20 179H21V178H20ZM20 179H19V180H20ZM39 179H40V176H39ZM41 179H42V177H41ZM53 179H54V178H52V180H53ZM55 179H59V178H56V177H55ZM60 179H61V178H60ZM73 179H74V178H73ZM73 179H71V180H73ZM81 179H83V178H81ZM87 179H89V178H87ZM123 179H124V178H123ZM129 179H130V178H129ZM129 179H128V180L124 179V182H125V180H126V182H129V181H130ZM133 179H134V178H133ZM193 179H194V178H193ZM29 180H30V179H29ZM31 180H33V179H31ZM61 180H62V179H61ZM61 180H60V181H61ZM75 180H76V179H75ZM79 180H80V179H79ZM103 180H104V179H103ZM113 180H114V179H112V180L110 179V181H111L112 183H113ZM153 180H154V179H153ZM157 180H158V179H157ZM162 180H163V179H162ZM170 180H171V179H170ZM190 180H191V179H190ZM190 180H189V181H190ZM212 180H213V179H212ZM217 180L219 181V180H221V179H217ZM5 181H6V180H5ZM5 181H4L3 183H7V182H5ZM46 181H47V180H46ZM62 181H64V179H63ZM69 181H70V180H69ZM88 181H89V180H88ZM105 181H106V179L104 180V182H105ZM107 181H108V180H107ZM110 181H109V182H110ZM115 181H119V180L117 179V180H115ZM131 181H132V180H131ZM131 181H130V182H131ZM134 181H135V180H134ZM137 181H140V180H137ZM213 181H214V180H213ZM54 182H55V181H54ZM54 182H53V183H54ZM72 182H75V181H72ZM80 182H81V181H80ZM82 182H85V180L82 181ZM82 182H81V183H82ZM97 182L99 183L100 181H97ZM111 182H110V183H111ZM120 182H121V179H120ZM135 182H136V181H135ZM140 182H141V181H140ZM140 182H139V183H140ZM143 182H144V181H143ZM146 182H147V181H146ZM194 182H195V181H194ZM194 182H193V183H194ZM203 182H204V181H203ZM211 182H212V181H211ZM21 183H22V182H21ZM23 183H24V181H23ZM47 183H48V182H47ZM49 183H50V182H49ZM59 183H60V182H59ZM81 183H80V185H81ZM92 183L94 184V181H93ZM102 183H103V182H102ZM107 183H108V182H107ZM131 183H132V182H131ZM162 183H163V182H162ZM170 183H171V182H170ZM170 183H169V184H170ZM218 183H219V182H218ZM36 184H37V183H36ZM51 184H52V183H50V185H51ZM73 184H74V183H73ZM82 184H83V183H82ZM100 184H101V183H100ZM103 184H106V183H103ZM103 184H102V185H103ZM114 184H116L115 187H113ZM114 184H113V185H109V186H112V187H111V188H112V191H113V190L116 191V190H117L116 187H117V185L120 184V183H119V182H118V183L115 182ZM126 184H128V183H126ZM169 184H168V185H169ZM42 185H43V184H42ZM50 185H49V186H50ZM130 185H131V184H130ZM191 185H192V184H191ZM215 185H218V184H215ZM215 185H214V186H215ZM3 186H4V185H3ZM3 186H2V187H3ZM16 186L18 187L17 184H16ZM19 186H20V185H19ZM62 186H63V185H62ZM62 186H61V188H62V190H63V187H62ZM71 186H72V185H71ZM74 186H75V185H74ZM109 186H107V187L109 188ZM126 186H127V185H126ZM134 186H135V184H134ZM136 186H137V185H136ZM140 186H141V184H140ZM147 186H148V184H147ZM161 186H162V184H161ZM161 186H158V187H161ZM165 186H166V185H165ZM192 186H193V185H192ZM194 186H196V185H194ZM212 186H213V185H212ZM0 187H1V186H0ZM50 187H51V186H50ZM77 187H79V186H77ZM81 187H82V185H81ZM99 187L101 188V186H99ZM107 187H106V188H107ZM123 187L126 188L125 186H122V188H123ZM137 187H138V186H137ZM143 187H144V185H143ZM171 187H172V186H171ZM217 187H218V186H217ZM217 187H214V188L216 189ZM11 188H12V187H11ZM54 188H55V187H54ZM58 188H59V186L57 187V189H58ZM83 188H84V186H83ZM86 188H87V187H86ZM89 188H90V184H89ZM102 188H103V187H102ZM102 188H101V189H102ZM108 188H107V189H108ZM111 188H109V189L107 190V192H109ZM113 188H115V189H113ZM118 188H119V187H118ZM120 188H121V187H120ZM156 188H157V187H156ZM186 188H187V187H186ZM191 188H192V187H191ZM193 188H194V187H193ZM193 188H192V190H193ZM210 188H211V187H210ZM2 189H3V188H2ZM2 189H1V190H2ZM4 189H5V188H4ZM55 189H56V188H55ZM68 189H69V188H68ZM103 189H104V190H103V194H104L105 188H103ZM140 189H141V188H140ZM143 189H144V188H143ZM152 189H153V188H152ZM154 189H155V187H154ZM159 189H160V188H159ZM173 189H174V188H173ZM173 189H172V190H173ZM200 189H201V188H200ZM204 189H205V188H203V192H205ZM208 189H209V187L207 188V190H208ZM212 189H213V188H212ZM16 190H17V189H16ZM52 190H53V188H52ZM75 190H76V188H75ZM78 190H79V188L77 189V191H78ZM80 190H83V189L80 188ZM88 190H89V189H88ZM118 190H119V189H118ZM133 190H134V189H133ZM168 190H169V189H168ZM175 190L177 191V189H175ZM183 190H184V189H183ZM205 190H206V189H205ZM55 191H56V190H55ZM55 191H54V192H55ZM66 191H67V190H66ZM66 191H65V193H66ZM84 191H85V190H83L82 192H84ZM123 191H124V189H123ZM123 191H122V192H123ZM125 191H126V190H125ZM125 191H124V192H125ZM127 191H129V190H127ZM180 191H182V190H180ZM194 191H195V190H194ZM201 191H202V190H201ZM201 191H200V192H201ZM212 191H213V190H212ZM2 192H4V191H2ZM82 192H81V193H82ZM99 192H100V190H99ZM110 192H111V191H110ZM120 192H121V191H119L118 193L120 194ZM122 192H121V193H122ZM124 192H123V193H124ZM133 192H134V191H133ZM133 192H132V193H133ZM157 192H158V189H157ZM173 192H174V191H173ZM186 192H189V191H186ZM195 192H196V191H195ZM195 192H194V193H195ZM200 192H199V194H198V193H197V194L200 195ZM84 193H85V192H84ZM113 193H114V192H113ZM123 193H122V194H123ZM137 193H138V192H137ZM168 193H169V192H168ZM201 193H202V192H201ZM66 194H67V193H66ZM115 194H116V195H114V197L116 196V198H117V197H118V196H117V192H116ZM119 194H118V195H119ZM122 194H120V196H123ZM125 194H127V193H125ZM125 194H124V195H125ZM177 194H178V193H177ZM184 194H186V193H184ZM197 194H196V195H197ZM214 194H215V193H214ZM59 195H60V194H59ZM79 195H83V194H79ZM79 195H78V196H79ZM100 195H101V194H100ZM128 195H129V194H128ZM130 195H131V192H130ZM130 195H129L128 197H132L131 200L137 202L136 200H134V198H133L134 196H130ZM178 195H181V194H178ZM198 195L196 196L197 198H199ZM203 195H204V194H203ZM85 196H86V194H84V197H85ZM97 196H98V195H97ZM97 196H96V197H97ZM101 196H102V195H101ZM101 196H100V197L98 196V198H101V199H102ZM105 196H107V195L105 194ZM109 196H110V194H109ZM109 196H108V197H109ZM164 196H165V194H164ZM200 196H201V195H200ZM221 196H222V195H221ZM80 197H82V196H80ZM84 197H83V199H84ZM86 197H87V196H86ZM124 197H125V196H124ZM156 197H157V196H156ZM158 197H159V196H158ZM168 197H169V195H168ZM183 197H184V196H183ZM103 198H104V197H103ZM106 198H107V197H106ZM136 198H137V197H136ZM145 198H146V196H145ZM148 198H150V197H148ZM200 198H202V197H200ZM200 198H199V199H200ZM5 199H6V198H5ZM80 199H81V198H80ZM85 199H86V198H85ZM96 199H97V198H96ZM119 199H120L119 201H121V200H123L124 198L122 197V199H121V198L119 197ZM156 199H157V198H156ZM164 199H165V198H164ZM184 199H185V197H184ZM187 199H188V198H187ZM190 199H191V198H190ZM193 199H194V198H193ZM245 199H247V198H245ZM92 200H93V199H92ZM92 200L90 199V201H92ZM105 200L107 201L108 199H105ZM109 200H110V199H109ZM112 200H113V199H112ZM125 200H126V199H125ZM125 200H124V201H125ZM128 200H129V199L127 198L126 201L128 202ZM148 200H149V199H148ZM201 200H202V199H201ZM201 200H200V201H201ZM10 201H11V200H10ZM59 201H60V200H59ZM61 201H62V200H61ZM80 201H81V200H80ZM83 201H84V200H83ZM95 201H96V200H95ZM97 201H98V199H97ZM124 201H121V203L124 202ZM126 201H125V202H126ZM141 201H142V200H141ZM154 201L157 202L156 200H154ZM165 201H166V200H164V202H165ZM67 202H69V201H67ZM84 202L87 203V201H84ZM99 202H100V201H99ZM99 202H98V203H99ZM117 202H118V201H117ZM131 202H132V201H131ZM135 202H133V203H135ZM144 202H145V201H144ZM167 202H168V200H167ZM247 202H249V201H247ZM82 203H83V202H82ZM86 203H85V204H86ZM90 203H91V202H90ZM98 203H97V204H98ZM101 203L107 205V202H105V203L101 202ZM199 203H200V202H199ZM199 203H198V204H199ZM207 203H208V202H207ZM228 203H229V202H228ZM250 203L253 204L252 202H250ZM77 204H78V203H77ZM85 204H84V205H85ZM93 204H95V203H93ZM108 204H109V203H108ZM208 204H209V203H208ZM13 205H14V204H13ZM84 205L82 204V206H84ZM129 205H131V204H129ZM183 205H184V204H183ZM188 205H189V204H188ZM191 205H192V204H191ZM255 205H257V204H255ZM57 206H60V205H57ZM63 206H64V205H63ZM77 206H78V205H76V207H77ZM96 206H97V205H96ZM132 206H133V205H132ZM134 206H135V205H134ZM137 206H138V205H137ZM137 206H136V207H137ZM157 206H158V205H157ZM165 206H166V205H165ZM198 206H199V205H198ZM214 206H215V205H214ZM214 206H212V207H214ZM241 206H242V205H241ZM241 206H240V207H241ZM61 207H62V206H61ZM61 207H60V208H61ZM67 207H68V206H67ZM67 207H66V210L68 209ZM88 207H90V205H89ZM88 207L86 206V209H87ZM100 207L103 208V205L100 206ZM127 207H128V206H127ZM147 207H148V206H147ZM153 207H155V206H153ZM158 207H159V206H158ZM163 207H164V206H163ZM193 207H194V205H193ZM195 207H197V206H195ZM212 207H211V209H216V208H212ZM243 207H245V205H243ZM243 207H242V208H243ZM249 207H250V206H248V208H249ZM80 208H81V207H80ZM83 208H85V207H83ZM83 208H81L82 211H83ZM91 208H92V207H90V209H89L90 211H91ZM106 208H107V207H106ZM140 208H141V207H140ZM197 208H198V207H197ZM72 209H73V207H72ZM93 209H94V208H93ZM98 209H99V206H98ZM143 209L145 210V208H143ZM161 209H162V208H160V210H161ZM176 209H177V208H176ZM189 209H190V208H189ZM199 209H200V208H199ZM199 209H198V210H199ZM202 209H204V208H202ZM258 209H259V208H258ZM10 210H11V209H10ZM62 210H64V209H62ZM74 210H75V208H74ZM78 210H79V209H78ZM89 210H88V212H89ZM124 210H125V209H124ZM157 210H158V209H157ZM171 210H172V209H171ZM174 210H175V209H174ZM187 210H188V208H187ZM187 210H186V211H187ZM207 210H208V209H207ZM209 210H210V209H209ZM247 210H248V209H247ZM251 210H252V208H250V211H251ZM23 211H25V210H23ZM45 211H46V210H45ZM75 211H77V209H76ZM139 211L142 212L143 210L141 209V210H139ZM158 211H159V210H158ZM172 211H173V210H172ZM177 211H178V210H177ZM194 211H195V210H194ZM200 211H203V210H200ZM244 211H245V209H244ZM254 211H255L254 213L256 214V213H257L256 210H254ZM8 212H9V211H8ZM11 212H14V211L11 210ZM30 212H31V211H30ZM30 212H29V213H30ZM68 212H69V210H68ZM68 212H67V213H68ZM73 212H74V211H73ZM88 212L86 211V213H88ZM92 212H93V211H92ZM96 212H97V211H96ZM146 212H147V210H146ZM154 212H155V211H154ZM154 212H153V214H152L153 216H155V213H156V212H155V213H154ZM187 212H188V211H187ZM187 212H186V214H188ZM195 212H196V211H195ZM207 212H208V211H207ZM25 213H27V211H26ZM42 213H45V212L42 211ZM64 213H65V212H64ZM214 213L216 214L217 211L213 212V214L211 213V215H212V217H213V218L211 217L212 220H213L214 217H215V216H214ZM239 213H240V211H239ZM245 213H246V212H245ZM10 214H11V213H10ZM17 214H18V213H17ZM19 214H21V211H20ZM23 214H24V213H23ZM35 214H36V213H35ZM71 214H72V213H71ZM97 214H98V213H97ZM144 214H146V213H144ZM150 214H151V213H150ZM157 214H158V212H157ZM176 214H177V212H176ZM183 214H184V213H183ZM183 214H182V215H183ZM201 214H203L202 217H203V220H205V217H207V215L205 216L204 213H201ZM231 214H232V213H231ZM257 214H258V213H257ZM257 214H256V216H257ZM8 215H9V213H8ZM24 215L26 216V214H24ZM32 215H33V214H32ZM44 215H45V214H44ZM83 215H84V214H83ZM87 215H91L90 212H89V214H87ZM99 215H100V214H99ZM109 215H110V214H108V216H109ZM152 215H151V216H152ZM158 215H159V214H158ZM158 215H156V216H158ZM178 215H179V213H178ZM178 215H175V217L177 218ZM218 215H219V214H218ZM258 215H259V214H258ZM19 216H20V215H19ZM25 216H23V217H25ZM40 216H41V215H40ZM42 216H43V215H42ZM42 216H41V217H42ZM77 216H78V215H76V217H77ZM84 216H85V215H84ZM96 216H97V215H96ZM113 216H115V215H111L110 217L113 218ZM121 216H122V215H121ZM147 216H148V215H147ZM199 216H200V215H199ZM216 216H217V214H216ZM223 216H224V215H223ZM243 216H244V215H243ZM252 216H254V215H252ZM260 216H261V215H260ZM7 217H8V216H7ZM7 217H6V218H7ZM14 217H15V216H13V219L18 220V217H17V218H16V217L14 218ZM41 217H40V218H41ZM43 217H44V216H43ZM43 217H42V218H43ZM46 217H47V215L45 216V219H46ZM49 217H50V215H49ZM57 217H58V216H57ZM78 217H79V216H78ZM86 217H87V216H86ZM86 217H85V218H86ZM158 217H159V216H158ZM158 217H157V218H158ZM202 217H201V218H202ZM209 217H210V216H209ZM244 217H246V216H244ZM8 218H9V217H8ZM8 218H7V219H8ZM95 218H96V217L94 216V219H95ZM125 218H126V217H125ZM143 218H144V217H143ZM147 218H149V217H147ZM147 218H146V219H147ZM216 218H217V217H216ZM258 218H259V217H258ZM11 219H12V218H11ZM11 219H10V220H11ZM22 219H23V218H22ZM51 219H52V218H51ZM53 219H54V217H53ZM94 219H93V220H94ZM121 219L123 220V218H121ZM153 219H154V218H152V221H151V222H153ZM218 219H219V218H218ZM3 220H4V219H3ZM25 220H26V218H25ZM46 220H47V219H46ZM46 220H45V221H46ZM48 220H49V219H48ZM65 220H67V219H65ZM65 220H64V221H65ZM82 220H83V219H82ZM142 220H143V219H142ZM159 220H160V219H159ZM209 220H210V219H209ZM219 220H221V219H219ZM223 220H224V219H223ZM231 220H232V219H231ZM234 220H235V219H233V221H234ZM237 220H238V219H237ZM246 220H247V219H246ZM248 220H249V219H248ZM45 221H44V222H45ZM77 221H79L78 218H77ZM123 221H124V220H123ZM144 221H146V220H144ZM164 221H165V220H164ZM166 221H167V220H166ZM166 221H165V223H167ZM217 221H218V220H217ZM249 221H250V220H249ZM3 222H4V221H3ZM7 222H8V221H7ZM9 222H10V221H9ZM19 222H20V221H19ZM65 222H67V221H65ZM149 222H150V221H149ZM151 222H150V223H151ZM155 222H157V221H155ZM214 222H215V221H214ZM224 222H225V221H224ZM226 222H228V221H226ZM240 222H241V221H240ZM0 223H1V222H0ZM5 223H6V222H5ZM41 223H42V222H41ZM50 223H51V222H50ZM50 223H49V224H50ZM54 223H55V222H54ZM159 223L162 224L163 222H159ZM171 223H172V221L169 223V225H170ZM202 223H203V222H202ZM233 223H234V222H233ZM2 224H3V223H2ZM6 224H7V223H6ZM52 224H53V223H52ZM153 224H154V223H153ZM208 224H210V223L208 222ZM211 224H212V223H211ZM234 224H235V223H234ZM257 224H258V223H257ZM59 225H60V224H58V226H59ZM66 225H67V223H66ZM122 225H123V224H121L120 226H122ZM124 225H125V224H124ZM124 225H123V226H124ZM141 225H142V224H141ZM145 225H146V224H145ZM205 225H206V224H205ZM215 225H216V224H215ZM225 225H226V224H225ZM227 225H228V224H227ZM227 225H226V228H227ZM236 225H237V224H236ZM50 226H51V225H50ZM58 226H56V227H58ZM60 226H61V225H60ZM64 226H65V224H64ZM120 226H119V229H120ZM154 226H155V225H154ZM165 226H166V225H165ZM172 226H173V225H172ZM174 226H176V225H174ZM181 226H182V225H181ZM239 226H240V225H239ZM258 226H259V225H258ZM3 227H4V226H3ZM5 227H6V225H5ZM15 227H16V226H15ZM17 227H18V226H17ZM26 227H27V226H26ZM45 227H46V226H45ZM52 227H53V225H52ZM116 227H117V226H116ZM146 227H148V226H146ZM169 227H170V226H169ZM176 227H177V226H176ZM211 227H212V226H211ZM224 227H225V226H224ZM242 227L244 228L245 226H242ZM251 227H252V226H251ZM18 228H19V227H18ZM22 228L24 229V227H22ZM22 228H21V229H22ZM40 228H41V227H40ZM62 228H63V227H61V229H62ZM149 228H150V227H149ZM159 228H160V226H159ZM171 228H172V227H171ZM199 228H200V227H199ZM219 228H220V226H219ZM219 228H218V229H219ZM239 228H240V227H239ZM239 228H237V229H239ZM0 229H1V228H0ZM2 229H3V228H2ZM7 229H8V227H7ZM27 229H28V227H27ZM29 229H31V227H29ZM74 229H75V226H74ZM119 229H118V230H119ZM150 229H151V228H150ZM161 229H162V225H161ZM172 229H173V228H172ZM172 229H171V231H172ZM182 229H183V228H182ZM182 229H181V230H182ZM205 229H207V228H205ZM205 229H203V230H205ZM249 229H250V228H249ZM254 229H255V228H254ZM10 230H12V229H10ZM24 230H25V229H24ZM57 230H58V228H57ZM118 230H117V231H118ZM168 230H169V229H168ZM187 230H189V229H187ZM197 230H198V229H197ZM207 230H209V227H208ZM207 230H206V231H207ZM239 230H240V231H243V230H245V229L242 230V228H240ZM247 230H248V229H247ZM258 230H259V229H258ZM4 231H7V230L5 229ZM20 231H21V230H20ZM41 231H42V230H41ZM45 231H46V230H45ZM45 231H43V232H45ZM61 231H62V230H61ZM61 231H60V233H61ZM119 231H120V230H119ZM121 231H123V230L121 229ZM124 231H125V230H124ZM128 231H130V230L128 229ZM140 231H142V230H140ZM143 231H144V230H143ZM161 231H162V230H161ZM161 231H160V232H161ZM201 231H202V229H201ZM206 231H205V232H206ZM252 231H253V229H251V232H252ZM10 232H11V231H10ZM12 232H13V231H12ZM17 232H18V231H17ZM36 232H37V231H36ZM63 232H64V230H63ZM63 232H62V234H63ZM162 232H163V231H162ZM164 232H165V231H164ZM178 232H179V231L177 230V233H178ZM186 232H188V231H186ZM215 232H216V231H215ZM243 232L246 233V230L243 231ZM258 232H260V231H258ZM18 233H19V232H18ZM26 233L29 234V232H27V231H26ZM117 233H118V232H116V235H117ZM126 233H127V232H126ZM181 233H182V232H181ZM211 233H213V232H211ZM224 233H225V232H224ZM224 233H223V234H224ZM241 233H242V232H241ZM241 233H240V234H241ZM247 233H248V232H247ZM11 234L14 236V232L11 233ZM20 234H22V233H20ZM41 234H42V233H41ZM41 234H39V236H42ZM48 234H49V233H48ZM48 234H47V236H48ZM114 234H115V233H114ZM127 234H128V233H127ZM169 234H170V233H169ZM174 234H175V232H174ZM206 234H207V233H206ZM226 234H227V233H226ZM249 234H250V231H249ZM251 234H252V233H251ZM253 234H254V233H253ZM255 234H256V233H255ZM255 234H254V235H255ZM257 234H258V233H257ZM8 235H10V234H8ZM52 235H53V234H52ZM148 235H149V234H148ZM166 235H168V233H167ZM202 235H203V233H202ZM202 235H200V236H202ZM254 235H253V236H254ZM4 236H5V235L3 234V237H4ZM27 236H29V235H27ZM27 236H26V237H27ZM43 236H44V235H43ZM56 236H58V235H56ZM110 236H111V235H110ZM122 236L125 237L124 234H122ZM122 236H121L120 238H121V239H122V238L124 239V237H122ZM149 236H150V235H149ZM149 236H148V238H149ZM192 236H193V235H192ZM206 236H207V235H206ZM206 236H205V237H206ZM221 236H222V235H221ZM225 236H226V235H225ZM0 237H1V236H0ZM19 237H20V236H19ZM29 237H30V236H29ZM62 237H64V236H62ZM112 237H113V236H112ZM116 237H117V239L119 238V236H116ZM116 237H115V238H116ZM126 237H127V236H126ZM145 237H146V236H145ZM174 237H176V236H174ZM195 237H196V236H195ZM209 237H212V236L209 235ZM229 237H230V236H229ZM231 237H232V236H231ZM237 237H238V236H237ZM250 237H251V236H250ZM250 237H249V238H250ZM258 237H259V236H258ZM1 238H2V237H1ZM58 238H59V236H58ZM58 238H57V239H58ZM107 238H108V237H107ZM120 238H119V239H120ZM167 238H168V236H167ZM200 238H201V237H200ZM203 238H204V237H203ZM203 238H202V239H203ZM225 238H228V237L226 236ZM29 239H30V238H29ZM37 239H38V238H37ZM101 239H102V238H101ZM117 239H116V240H117ZM119 239H118V240H119ZM146 239H147V238H146ZM150 239H151V238H150ZM152 239H153V238H152ZM154 239L157 240L156 238H154ZM195 239H196V238H195ZM237 239H238V238H237ZM246 239H247V238H246ZM255 239H256V238H255ZM255 239H254V240H255ZM2 240H3V239H2ZM12 240L15 241L14 238H13ZM47 240H50V239H48V237H47ZM64 240H65V239H64ZM104 240H105V238H104ZM114 240H115V239H114ZM204 240H206V239H203V241H204ZM209 240H210V239H209ZM229 240H230V241H233L234 239H233V240L229 239ZM249 240H250V239H249ZM3 241H6V240H3ZM56 241H57V240H56ZM101 241L104 243L103 240H101ZM119 241H124V240H119ZM144 241L146 242L145 239H144ZM238 241H239V240H238ZM242 241H243V239H242ZM246 241H247V240H246ZM251 241H253V240L251 239ZM251 241H250V243H251ZM257 241H258V240H257ZM257 241H256V244H257ZM0 242H1V241H0ZM98 242H99V241H98ZM145 242H144V244H145ZM247 242H248V241H247ZM6 243H7V242H6ZM9 243H10V241H9ZM15 243H16V242H15ZM42 243H43V242H42ZM42 243H41V244H42ZM105 243H106V242H105ZM109 243H110V242H109ZM205 243H206V242H205ZM243 243H246V242H243ZM258 243H259V242H258ZM4 244H5V243H4ZM10 244H12V243H10ZM10 244H9V245H10ZM94 244H96V242H95ZM94 244H93V245H94ZM212 244H213V243H212ZM228 244H230V242H229ZM254 244H255V242H254ZM0 245H1V244H0ZM107 245H108V243H107ZM107 245H106V246H107ZM115 245H116V244H115ZM119 245H120V243H119ZM139 245H140V244H139ZM139 245H138V246H139ZM141 245H142V241H141ZM153 245H154V243H153ZM206 245H207V244H206ZM226 245H227V244H226ZM10 246H11V245H10ZM45 246H46V245H45ZM96 246L98 247V245H96ZM93 247H94V246H93ZM101 247H102V246H101ZM103 247H104V246H103ZM107 247H109V246H107ZM107 247H106V248H107ZM123 247H124V244H123ZM123 247L121 246V248H123ZM139 247H140V246H139ZM148 247H149V246H147V248H148ZM206 247H207V246H206ZM224 247H225V245H224ZM252 247H253V246H252ZM121 248H120V250H121ZM125 248H126V246H125ZM137 248H138V247H137ZM208 248H209V247H207V249H208ZM240 248H241V247H239V249H240ZM95 249H96V248H95ZM95 249H94V250H95ZM107 249H108V248H107ZM112 249H113V248H112ZM138 249H139V248H138ZM140 249H141V247H140ZM148 249H149V248H148ZM148 249H146V250H148ZM151 249H153V246H152ZM224 249H225V248H224ZM239 249H238V250H239ZM7 250H9V249H7ZM7 250H6V251H7ZM26 250H27V249H26ZM86 250L88 251L89 249L87 248ZM96 250H98V249H96ZM100 250H101V248H100ZM113 250H114V249H113ZM115 250H116V248H115ZM120 250H119V251H120ZM199 250H200V249H199ZM40 251H41V250H40ZM43 251H44V250H43ZM43 251H42V252H43ZM137 251H138V250H137ZM3 252H4V251H3ZM42 252H41V253H42ZM140 252H142V249L140 250ZM149 252H150V251H149ZM9 253H10V252H9ZM44 253H45V252H44ZM44 253H43V254H44ZM73 253H74V252H73ZM103 253H105V252H103ZM106 253H107V250H106ZM142 253H143V252H142ZM142 253H141V254H142ZM150 253H152V252H150ZM150 253H149V254H150ZM4 254H5V253H4ZM10 254H11V253H10ZM12 254H13V253H12ZM89 254H90V253H89ZM137 254H138V253H137ZM141 254H140V256H141ZM144 254H145V253H143V255H144ZM191 254H192V253H191ZM198 254H199V253H198ZM224 254H225V253H224ZM233 254H234V253H233ZM32 255H33V254H32ZM39 255H40V254H39ZM64 255H65V254H64ZM138 255H139V254H138ZM150 255H151V254H150ZM150 255H149V256H150ZM211 255H212V254H211ZM211 255H210V256H211ZM235 255H237V254H235ZM235 255H234V256H235ZM149 256H148V257H149ZM157 256H158V255H157ZM187 256H188V255H187ZM196 256H197V254H196ZM212 256H213V255H212ZM212 256H211V257H212ZM249 256H250V255H249ZM0 257H1V256H0ZM14 257H15V256H14ZM66 257H67V256H66ZM145 257H146V255H145ZM181 257H182V256H181ZM221 257H222V256H221ZM240 257H241V256H240ZM240 257H239V258H240ZM1 258H2V257H1ZM37 258H38V257H37ZM37 258H36V259H37ZM64 258H65V257H64ZM64 258H63V259H64ZM139 258H140V257H139ZM222 258H225V255H224V257H222ZM241 258H242V257H241ZM241 258H240V259H241ZM33 259H34V258H33ZM237 259H238V258H237ZM240 259H238V260H240ZM243 259H245V257H244ZM0 260H1V259H0ZM21 260H22V259H21ZM183 260H184V259H183ZM215 260H216V259H215ZM215 260H214V261H215ZM235 260H236V259H235ZM246 260H247V259H246ZM5 261H6V263H5ZM5 261L2 262V263L7 264L8 261H7V260H5ZM15 261H16V258H15ZM206 261H208V260H206ZM216 261H217V260H216ZM229 261H230V258H229ZM229 261H228V262H229ZM244 261H245V260H244ZM22 262H23V261H22ZM153 262H154V261H153ZM166 262H167V261H166ZM181 262H183V261H181ZM217 262H218V261H217ZM240 262H241V260H240ZM240 262H239V263H240ZM20 263H21V262H20ZM175 263H176V262L171 263V264H175ZM179 263H180V262H179ZM219 263H221V262H219ZM222 263H223V262H222ZM239 263H238V264H239ZM14 264H16V263H14ZM21 264H22V263H21ZM155 264H156V263H155ZM167 264H168V262H167ZM212 264H214V262H213ZM229 264H230V262H229ZM231 264H232V263H231ZM241 264H242V263H241Z\"/></svg>","mask_w":264,"mask_h":264}]
</instances>
